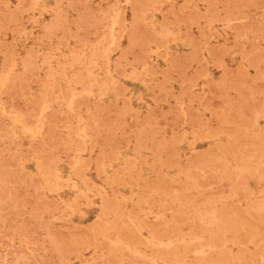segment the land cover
<instances>
[{"label":"rangeland","instance_id":"obj_1","mask_svg":"<svg viewBox=\"0 0 264 264\" xmlns=\"http://www.w3.org/2000/svg\"><path fill=\"white\" fill-rule=\"evenodd\" d=\"M95 1H97V2H95ZM118 1L119 0H75V1L74 0H25V1H22V0H0V6H3V5L6 6V7L3 6V8L6 9V10H4L2 8L3 11H2V9L0 7V16H1L0 17V48H3L5 46L4 47L5 49L3 48L5 53H4L3 50L0 51V78L2 76H4V75H9V77H10V80L8 82H6V81L4 82V81L0 80V123L2 122L3 125H4V128H3L2 123L0 124L2 126L1 129H0V143L2 142L0 144V146H1L0 147V154H2V156L0 155V159L2 160V161L0 160V165H2V166H0V168H1L0 171L3 169L1 171L2 173L0 172V177L2 178V179H0L1 180L0 181V187L2 188V191H1V188H0V194H1V197L3 198V199H0V204H1L0 205V207H1L0 208V219L3 220V221L0 220V236L4 237V238L0 237V248H1L0 249V253H1L0 254V264H3V263L4 264L5 263L6 264L7 263L8 264L9 263L10 264H13V263H15V264H51V263L52 264H59V263L60 264H96V263L97 264H102L101 263L102 261H103V264H106V263L107 264H117V263L118 264L119 263L131 264L132 262H133L132 264H136V263L137 264H142L144 260H146V261H144L143 264H179L180 262H182V260H179V259H176V258H171L170 260H172V261L163 260L161 258H148V259L147 258H141V257H137L136 258V256H133L131 251L128 250V247L126 246V244L128 242H130L132 248L133 247H138L140 245L143 249H146L148 247L147 249H150L149 251H153L154 250V248L152 246L153 244L151 245L150 242L148 243L149 237L150 236H154L157 232H159L160 231L159 228L161 229L162 226H163V228H165L164 225H161L162 224L161 220L162 221L166 220L167 217L169 218L170 216H172V214H174V212H176L178 210L180 212L177 214L178 216L177 215L175 216V218L176 217L177 218H176V220L173 219V222L174 221L175 222L170 227H171V229L177 228L178 232H180V234H182V236H186V237L189 236L192 233V229H189L190 226H191L190 223L193 220V219H190V217L192 218V215H191L192 212L191 211H192L193 208H194V210H195V208H199V206L200 207L201 206H205L207 208V210L209 212H211V214H214V213L218 214V212L221 213V210H223V211L225 210L224 212L222 211V214L224 215L225 212H226L227 215L226 214L225 215L227 217L231 215V216H233L235 218L237 216V218L239 219V222L247 220L249 222L248 224H251V226L252 225L253 226H255V225L257 226L258 225V222H257L258 220H256V219H258L257 217H255L256 219L254 220L253 218L250 219L249 215L247 213H246L247 215L245 214L246 208H248L247 207V202H249V199L248 198L245 199L244 196L241 195L240 192H239L240 195H238V192H236V194L235 193L232 194V193H230V192H232V191H230L231 188L230 189L227 188L229 185H232L233 182L235 183V180L236 181L240 180L241 183H242V180L245 179V178L242 177V179H240L241 176H237L235 174H231L232 176L229 175V176H226L225 178L219 176L220 175V170H221L220 166L218 164H215V166H217L219 168H217V167L213 168L212 164L214 166V163H212L211 165H210L209 162L206 163L205 159H201V158H203V157H201V155H203L204 152L207 153L209 150H211V147H213L212 143L215 144V142H217V143L219 142L217 140V137L214 138L212 136L213 134L218 135V133L222 137L223 136H225V137L226 136H231V138L233 137L232 139H233V141L235 140L234 141L235 143H236V141H238V139H240V140L242 139L241 141L240 140L239 141H240V143L242 141H244V143H241L242 145L240 143H237V145H240L239 146V148L241 147L240 149H244L245 148L244 144L245 145L248 144L246 146L245 150H247V153H249L252 150V148H250V147H252L254 144L257 145L256 143H258L253 137H251L252 135H251L250 132H252L253 126L255 125L256 127H261L262 129H264V110H263L264 109V100H263L264 99L263 98V96H264V93H263V90H264L263 89V87H264V83H263L264 82V78H263L264 77V70H263V68H264V58L263 57H262L263 59L261 58V55L264 56V51H263L264 50V36H262V35H264V33H263L264 32V22H262V21H264V14H263L264 13V6L262 7V5H264V0H261V1L260 0H255V1L254 0H251V1L250 0H243V1L238 0V2H237V0H223V1L222 0L218 1L217 0L218 2H216V0H209V1L208 0H173V1L172 0H165V1H167L166 3L163 0H158L160 2L159 5H158L157 2H153V0H150V1L149 0H146V1L140 0V2L138 0V2H135L136 5H135V3L132 4V2H134L135 0H133V1L132 0H120L119 2ZM161 1H163V2L161 3ZM228 1H230V2H228ZM240 1L242 2V4L244 2V4H245L244 7H243V5H241ZM253 1L255 2V4L256 3L257 4L253 5V3H254ZM141 2H144L143 3L144 5L143 4L139 5V4H141ZM208 2H209V4H208ZM227 2L230 4L229 6H228V4L225 5V3H227ZM258 2L261 4L260 7H259L260 4ZM23 3L28 7V9ZM89 3H90V5H89ZM145 3L147 5V7H146ZM170 3L172 5H174V8H173V6ZM28 4H29V6H28ZM84 4H86V5H84ZM148 4H150V6ZM167 4H169L170 7H167L166 6ZM22 5H24L23 6L24 8L22 7ZM79 5L82 7V8L80 7L82 11L80 10ZM83 5L86 6V7H84ZM184 5L185 6L188 5V6L184 7ZM210 5L212 6V8H211ZM87 6H89V9H88ZM138 6H141L140 9L141 10L143 9L142 12H141V10H139L140 12L137 11L139 9ZM223 6H225V7L228 6V7H230V9L225 8ZM241 6L243 7L242 8L243 10L241 9ZM97 7H99V9ZM171 7L173 9H171ZM213 7H215V8H213ZM239 7H240V9H239ZM145 8H147L148 10H146ZM169 8H170V10H169ZM196 8H197V10H196ZM208 8H210V10H209L210 12L208 11ZM193 9H195L196 12ZM215 9L216 10L218 9L219 12L217 10V12L215 13L214 12ZM14 10L15 11L17 10V11L15 12ZM76 10L77 11L80 10L82 13H80V11L77 12ZM84 10H86V11H84ZM132 10H134V11H132ZM190 10H191L192 14L189 13ZM223 10L226 11V13H224ZM244 10L245 11L247 10L246 11L247 12V17H245L246 15H244L242 17L240 16L241 14L243 15V11ZM66 11H68V12H66ZM121 11H123V12H121ZM197 11L199 12V14L197 13ZM245 11H244V14L246 13ZM4 12H6V13H4ZM13 12L14 13L18 12V13H17V15H15V14L12 15ZM20 12H21V14H20ZM86 12H87V14H86ZM248 12L250 14H248ZM181 13H182L183 17L181 15ZM204 13L207 15V17L205 16ZM217 13H218V15H220V17L217 15ZM64 14H67V15L65 16ZM82 14H83L84 17L82 16ZM177 14H179L180 17H182V18H180ZM195 14H197V15L195 16ZM214 14H215V16H213ZM234 14H238V16H236V15L234 16ZM5 15L6 16L8 15V16L6 17ZM120 15L121 16H125V18L124 19H123V17L120 18ZM138 15L140 17H138ZM199 15H201L200 16L201 18H198ZM222 15L224 17L223 19H222ZM228 15L233 16L232 17L233 19L231 20V17H228ZM9 16H10V18H9ZM19 16L20 17L22 16L21 19L20 18H18V19L15 18V17H19ZM226 16L228 17V19H227ZM11 17L13 19H16V21L13 20ZM185 17H186V19H184ZM191 17H193V18H191ZM215 17H217L216 20H215ZM3 18H5V20ZM132 18H133V21L130 20ZM176 18H177V20H176ZM218 18H221L222 20H219ZM225 18H226V20H225ZM235 18H237V19H235ZM37 19H38V21H37ZM60 19H61V21H60ZM86 19H89L90 22L94 21V19H95V21L93 22V25H92L88 20L86 21ZM134 19H136V20H134ZM64 20H65L66 24H65ZM119 20H122V21L125 20V22H121V21L119 22ZM185 20H187V21H185ZM240 20H241V22H240ZM6 21L8 23H10V24L6 23ZM80 21L83 22V23H81ZM84 21H85V23H84ZM42 22L46 23V24H43ZM245 22L247 23L248 26L246 25ZM19 23H21V25ZM52 23H55V24H53L54 27L51 28ZM76 23H78V24H76ZM136 23H138V24H136ZM187 23L189 25L191 24L190 25L191 27H189V26L187 27ZM234 23H235V25H234ZM239 23L241 25L244 23L243 24L244 26H242V29H241V25H239ZM249 23H250V25H249ZM260 24H262V25H260ZM2 25H5L4 27L8 31H6L3 28ZM77 25L79 26V28L81 26L82 27L80 29H78ZM91 25H92V27H91ZM229 25H230V28H229ZM237 25H238V27H237ZM84 26H85V28H84ZM253 26H254V28H253ZM45 27H50V29L49 28L47 29ZM131 27L132 28L135 27L134 30H133V33H135V34H133L131 32L132 30L130 31ZM13 28H15V29L13 30ZM189 28H191V29H189ZM256 28H257V30L259 29V31H257ZM16 29H18V30H16ZM59 29L61 31H58ZM69 29L70 30L72 29L71 33H69L70 32ZM120 29H121V31H120ZM49 30L52 31V32H55L56 35L54 33H52V32H50V34H48ZM141 30L143 31V33H142ZM201 30H204V31H201ZM12 31H14V32H12ZM39 31L40 32L44 31V34L42 32L40 33ZM73 31H75V33ZM199 31H201V32H199ZM240 31L243 32V34L240 33ZM3 32L4 33L6 32V34H4ZM62 32H65L64 36H61V35H63ZM79 32H81L83 34H81ZM127 32H130V33H127ZM188 32H189V34H188ZM137 33L139 35L142 33L141 36L144 34L143 35L144 37L148 36V37H146V38H148L147 39L148 42L146 41V38H144V37L141 38L139 35H138V37H136ZM192 33L195 34V36ZM227 33H228V35H226ZM260 33H262V34H260ZM57 34H58V37H61L62 39H58V37L56 38ZM74 34H75V36H74ZM127 34H129V35L131 34L134 38L136 37L135 39H137L136 40L137 42L134 40L133 37H132L133 39H131V36H129ZM191 34L193 35V37L191 36ZM253 34H254V36H257V38L256 37L254 38ZM258 34H259V36H258ZM5 35H6V37H5ZM77 35H79L80 37L77 36ZM81 35H84V36H81ZM134 35H136V36H134ZM2 36L4 38H6L7 45H5L6 44L5 43V39ZM150 36H151V38H149ZM155 36H157V37H155ZM210 36H211V39L209 38ZM72 37H73V39H72ZM84 37L85 38L87 37V38L84 39ZM129 37H130L131 42L129 41ZM139 37H140L141 40H139ZM214 37H215V39H214ZM12 38H13V40H12ZM49 38H51V40ZM143 38L145 39L144 41H142ZM196 38H197V40H196ZM153 39H155V40H153ZM159 39H160V41H159ZM18 40H20V41H18ZM156 40H157V42H156ZM151 41H153V42H151ZM195 41H196L197 44L195 43ZM241 41L243 42V44H242ZM254 41H256L257 43L256 42L254 43ZM132 42L134 43L135 46L132 44ZM144 42H145V44H143ZM200 42H201V44H203L202 46H199V45H201ZM2 43L4 44L3 47H2V45H3ZM216 43H218L217 47L215 46ZM77 44H79V45H77ZM127 44H129V46L131 44L132 46H130V47H132V48H130ZM219 44H221V45H219ZM254 44H256V46L253 48ZM257 44H259L258 47H257ZM32 45H34V46H32ZM125 45L128 46V47H126ZM10 46H12L11 50H10ZM79 46H80V48H79ZM115 46H117V47H115ZM218 46H220V47H218ZM223 46L226 47V48H223ZM121 47L123 49H121ZM221 47H222V49H221ZM126 48H128L126 50L127 52L125 51ZM215 48H217V49H215ZM227 48L229 49V51H228ZM250 48H251V50L252 49H254V50L251 51ZM69 49H70V51H69ZM130 49L133 50V52ZM198 49H200V50H198ZM218 49H219V51H218ZM223 49H225V50H223ZM246 49H247V51H246V53H244ZM100 50H102V51H100ZM123 50H124V52H123ZM135 50H136V52H134ZM211 50H212V52L213 51H215V52L218 51V52L217 53L213 52L214 53L213 54L211 52ZM8 51H10V53ZM32 51H35V52H32ZM113 51H115V52H113ZM197 51H199L200 53L198 52L199 54H196ZM209 51H210V53H209ZM224 51H225V53L222 54V52H224ZM1 52H3V53H1ZM7 52L10 55H8ZM28 52L33 53V54L36 53V54H34V55L30 54L31 55L30 56V55H28ZM120 52H121V54H119ZM125 52H126V55H125ZM141 52H142V54L144 56L141 54ZM53 53H54V55H53ZM132 53L133 54L136 53V54L133 55ZM256 53H258V54H256ZM5 54H6V56H5ZM117 54L119 56H121L123 54L124 57L123 56L122 57L124 59L123 58L120 59L121 57L117 58L118 57ZM140 54H141V56H140ZM242 54H244V56ZM101 55H103V56H101ZM197 55H198V57H197ZM203 55H204V57H203ZM216 55H217V57H216ZM32 56H34V57H32ZM35 57L37 58V60H36ZM79 57H81V58H79ZM127 57H128V59H125ZM140 57H141L142 61L138 62V58H140ZM143 57H145L148 60V62L150 61V64ZM10 58H11V60H8ZM67 58H68V61H66ZM171 58L173 59L172 62H171ZM186 58L189 59V60H187ZM220 58H221V60H220ZM241 58H242V61L240 60ZM257 58H259V60H261V61L258 62V60H256ZM23 59H25V60H23ZM34 59H35V61H34ZM143 59L146 61V63L143 62L144 61ZM200 59H202V60H200ZM247 59L250 60V63H249V61ZM130 60H134L135 63H133L132 61L130 63ZM6 61L7 62L10 61L9 64ZM28 61H30V63ZM33 61L35 63H33ZM139 61H140V59H139ZM218 61H219V63H218ZM239 61H240V64H242V65H240V67L238 66ZM189 62L190 63L192 62V64H191L192 66H190ZM201 62H202V65H201ZM241 62H243V63H241ZM256 62H258V64ZM5 63L7 64V67H6ZM23 63L26 64L27 66H24ZM93 63H94L95 66L93 65ZM173 64H175V66ZM150 65H152V66H150ZM188 65L190 66L189 68H187ZM251 65H253V67ZM23 66H24L25 69L23 68ZM64 66H65V68H64ZM117 66H119V67L123 66V68H119ZM153 66H155L156 68L153 67ZM201 66H203V67L201 68ZM237 66L240 68V70H239V68ZM20 67H22V68H20ZM66 67H68L67 70H66ZM205 67H206V69H205ZM225 67L227 69H225ZM243 67H245V69ZM115 68H119V69L116 70ZM222 68H224L223 69L224 71L222 70ZM125 69L127 71H125ZM151 69H153V71ZM184 69H185V72H184ZM194 69H195V71H194ZM202 69L204 70V72H203ZM104 70H105V72H104ZM165 70L168 71V72H165ZM197 70H199L198 71L199 75L196 73ZM244 70H246L245 72L247 74L245 72H241V71H244ZM31 71H32V73H31ZM35 71H37V72H35ZM123 71H124V73H123ZM179 71H180V73H182L183 76L180 75ZM21 72L26 74V77ZM29 72L31 73V75L29 74ZM106 72H107L108 76H110V77L105 76V75H107ZM162 72L165 73L167 76H170V77L167 78L165 74H164L165 75V77H164ZM237 73L239 75L238 77H237ZM241 73H243V74H241ZM90 74L93 75L94 77L90 76ZM221 74H223V75H221ZM224 74H226V77H225ZM244 74H246L248 76L247 77L246 76L243 77ZM256 74H257V76L258 75L259 76L262 75V76L261 77H259V76L258 77L255 76L254 77V75H256ZM23 75H24V77H23ZM252 75H253V77H252ZM38 76H40V78H38ZM83 76H84V80H83ZM175 76H177L178 79L175 78ZM221 76H222V78H220ZM240 76L242 78V82H240L241 81ZM18 77H20V79H18ZM187 77H188V79H187ZM223 77H225V78H223ZM234 77H236V78H234ZM14 78L17 79V80H15ZM24 78H25V80H24ZM26 78H28V79H26ZM111 78H112V80H111ZM181 78H185L187 81L184 80V79L182 81ZM191 78H192L193 81L191 80ZM238 78H240V79H238ZM244 78H246V79H244ZM253 78H254V80H253ZM258 78H259V80H258ZM162 79L164 80L163 83H161ZM233 79L237 80V84L238 85L236 84V80H233ZM251 79L254 82H255V79H256V82H255L256 85L254 84L253 81H251ZM57 80H58V82H57ZM208 80H209V82H208ZM221 80H223L222 81L223 84L221 83ZM257 80H258V82H257ZM13 81H16V83H14ZM18 81H20V82H18ZM78 81H79V83H78ZM190 81H191V83H190ZM243 81H245V82H243ZM248 81H249V83H247ZM40 82H42V83H40ZM204 82H206L207 85H206V83L204 84ZM211 82H214V83H211ZM215 82L217 83V85H216ZM19 83H20V86H19ZM232 83H234V84H232ZM245 83H247V84H245ZM41 84H42V86H41ZM118 84H120V85L117 86ZM243 84H244V86H243ZM13 85L15 86V88H17V86H18V88L15 89L13 87ZM199 85H200V87H199ZM248 86H249V88L252 87V89H251L252 94H250L251 92H250ZM257 86H259V87H257ZM42 87H43V89H42ZM87 87L91 88V89H88ZM209 87L210 88L212 87V88L210 89ZM232 87L233 88L237 87V88H236V90L234 89V91H233ZM242 87H244V89ZM117 88H118V90H121L123 92H121V91L116 92ZM120 88H122V89H120ZM226 88H227L226 91L228 93L225 91ZM257 88H259V89H257ZM218 89L220 90V92H219ZM9 90H11L12 92L9 91ZM257 90H258V92H256ZM260 90H262V91L260 92ZM150 91H151V93H149ZM210 91L214 92L215 95H214V93H211ZM4 92H6V93H4ZM41 92H42L43 95L39 94ZM119 92H120V94H119ZM145 92L148 93V94H146ZM186 92H188V95L186 94ZM64 93H66V94L64 95ZM152 93H153V95L156 94V95H154L155 97H153ZM208 93H209V95H208ZM222 93H225V94L223 95ZM239 93H240V98L237 96V95H239ZM6 94L8 96H6ZM198 94H201V95H198ZM216 94L218 95L217 98L215 97ZM228 94H229V96H228ZM244 94L245 95L247 94L246 98L244 97L245 96ZM253 94H254V96H253ZM148 95H152V96H148ZM158 95L161 96L160 99H159ZM173 95H175L176 98ZM177 95L179 96L178 97L179 99H177ZM196 95H198L199 97L196 96ZM226 95H227V97H225ZM248 95H250V97L253 98L252 102H251V100H249L250 98L248 100H246L248 98ZM82 96H84V97H82ZM200 96H203V97H200ZM230 97H231V99H230ZM5 98H6V100H5ZM39 98H41V99H39ZM88 98L91 101V103L88 100ZM154 98H155V100L158 99V101L156 102L154 100ZM206 98H208V99L206 100ZM218 98H220V99H218ZM235 98L237 100H235ZM38 99L40 100V102H38L39 101ZM123 99L126 102L125 105H127V106H124L122 104V103H125V102H123ZM189 99L192 100V103H191V100L189 101ZM212 99H214L215 101L216 100H218V101L215 102ZM257 99H259V101ZM129 100H131V101L129 102ZM222 100L224 101L225 104L223 103ZM229 100L233 104H231L230 102L228 104L227 101H229ZM6 101H8V102H6ZM165 101H167V102L165 103ZM236 101H238V102H236ZM34 102H37V104L34 103ZM78 102H79V105H81V106H79L77 104ZM188 102L191 103V104H189ZM244 102L247 103V106L243 105V104H246ZM249 102L251 104H249ZM11 103H12V106H11ZM72 103H73V106H74L73 110L69 109V107H68L69 104H72ZM95 103H96V105H95ZM107 103H108V106H110V104H111V106H113L112 104H114L115 108H113L111 106L110 107L106 106ZM127 103L128 104L130 103V106H128ZM170 103H171V105H170ZM207 103H208V105H214L215 108H214V106H211L212 108L210 106L207 107ZM209 103H212V104H209ZM236 103H238V104H236ZM261 103H263V104H261ZM77 105H78L79 108L77 107ZM187 105H188V107H187ZM239 105H242V109H240L241 106H239ZM20 106H21V108H20ZM152 106L157 108V109H155L156 112L154 111V107L152 108ZM32 107H34V108H32ZM116 107H117V109L120 110V112L117 113V116H119V117H117L115 115V113L117 112ZM127 107L128 108L130 107V108L127 109ZM158 107H160L159 110H158ZM216 107L217 108L219 107L220 109L219 108L217 109ZM221 107H223V108H221ZM254 107H257V109L258 108L259 109L258 110L257 109L256 110L255 109L252 110ZM29 108H30V110H29ZM31 108H32V110H31ZM170 108H171V110H170ZM180 108H182V109L180 110ZM195 108H197V113H196V109ZM207 108H209L211 110H213V109H215V110L211 111V110H209ZM86 109H87V111H86ZM167 109H169L171 112H169ZM230 109H231V111H230ZM113 110L116 111V112H114ZM121 110L123 112L126 111L127 114L125 115V113H124V115H123ZM193 110H195V111H193ZM216 110H218L217 113L219 111L220 112L218 114H216V112H215ZM221 110H225V111L221 112ZM227 110H228V113L230 112L229 114L225 113V112H227ZM92 111L94 113L96 112L97 114H99V115H97V117L99 116V118H97V119L100 120V121H97V119L95 117L96 115H94V113ZM136 111L140 115H138V113H136ZM159 111L161 113L162 112L163 113L161 114ZM166 111L168 112V116L166 115L167 117L165 116ZM186 111H187V113L189 112L188 114L190 116L186 113ZM254 111H255V114H254ZM3 112H9V113H11L12 116H16L17 115V117L19 118V121L16 124L15 123L13 124L11 119L5 117L2 114ZM91 112L93 113V116H92ZM112 112H113V114H112ZM153 112H155L156 115ZM157 112H159L160 115ZM182 112L185 115L182 114ZM241 112H246V113L245 114L242 113V115H241ZM134 113H136V114H134ZM147 113H148L149 117L147 116ZM232 113L234 115H232ZM108 114L110 115V117H109ZM157 114L160 117V119H159V117H156ZM171 114L172 115L174 114V115L172 116ZM181 114H182V117L180 116ZM226 114H228V116ZM249 114L250 115L254 114L257 117L254 116V115L250 116ZM100 115H101V119H100ZM145 115L148 117L147 119H145L146 118ZM161 115H164L163 118L164 117L165 118L163 119ZM191 115L193 117V122L191 121ZM248 115H249V117H246ZM67 116L68 117L70 116L71 119L69 120L70 117L67 118ZM183 116H184V118H183ZM187 116H189L188 117L189 119L187 118ZM197 116H198V119L201 120V122H199L200 120L198 121V119L195 120ZM232 116H235V117L232 118ZM253 116H254V118H253ZM107 117H109V118H111L113 120L118 118V120H116V122H115L113 120H110ZM112 117H114V118H112ZM154 117H156V118H154ZM203 117L205 118V120H208L209 124H211V125H208V122L207 121L205 122ZM219 117H220V119L218 120ZM226 117H227V120H225ZM239 117L241 119H239ZM72 118H73V120H72ZM93 118H95L94 121L92 120ZM143 118H144V120H142ZM161 118H162V121H161ZM166 118L169 119L168 120V124H167V122H165ZM176 118H177V122L175 123L174 121L176 120ZM186 118H187V121H186ZM215 118H216V120H215ZM230 118H232V119H230ZM237 118L239 120H236ZM242 118H244V120H242ZM148 119L155 120V121H150ZM228 119H230V120L228 121ZM106 120H107V122H105ZM124 120H125V122H124ZM159 120L162 122L161 124H163V125L158 124L160 122ZM249 120L253 121L255 123L251 122L252 124L249 125L248 124ZM101 121L103 122V124H102ZM169 121H171L172 124L169 123ZM236 121H237V123L238 122L239 123L236 124ZM243 121L245 123L242 126ZM246 121H247V123H246ZM38 122L42 123L41 127H37L36 123H38ZM143 122L145 123V125H146V122L147 123L149 122L150 126L149 125H146V126L145 125H143V126L140 125V124H143ZM150 122L151 123H155L156 122L158 125L156 123H155V125H153ZM104 123H106L105 124L106 126H103ZM115 123H117V125H119V126H116ZM174 124H176V125H174ZM190 124H193V125L189 126ZM203 124H206V126L203 125ZM13 125L14 126L16 125L14 129H13ZM79 125H81L83 128H85V131H88V132H84L85 135H86L84 140H82L77 135V133L75 132L76 128H78ZM173 125H174L175 128L172 127ZM215 125L219 126V127L217 128ZM220 125L224 126L226 128L225 129H223L224 127L220 128L221 127ZM245 125H246V127L244 128ZM25 126H32L34 128L37 127L38 131L36 132V134L34 136H30V134L27 132ZM98 126L102 127V131H101V128H98ZM140 126L143 127V128H141ZM233 126H236V127H234V128H236L235 131H233L234 134L232 133V130H231V129H233ZM197 127H198L199 130L197 129ZM230 127H231V129H230ZM237 127H239V128L241 127L243 130L239 129ZM249 127H250V129H249ZM95 128H97V129H95ZM131 128H133V129H131ZM140 128H141V133L143 131L142 135H141L140 131L138 130ZM157 128L161 129V130L158 131ZM246 128H248V129L246 130ZM127 129L129 130V132L130 131L131 132L130 133L127 132L128 131ZM142 129H144V130H142ZM146 129L149 131V134H147L148 132H147ZM202 129L205 131V133H204V131H202ZM226 129H228L227 133H226V131H227ZM45 130L46 131L49 130V131L46 132ZM50 130H51V132H50ZM92 130L94 132H92ZM96 130H99L100 132L96 131ZM218 130H220V131L223 130V131L219 132ZM241 131H243V132H241ZM248 132L250 134H246ZM51 133H52V137H54L53 141L57 140L59 142V143H56L57 141H55L54 143L56 145H54L52 143L53 142L52 141L53 138L50 137ZM57 133H58V136L60 135L59 136L60 138L59 137L57 138ZM99 133H101V134H99ZM124 133H126V134H124ZM144 133H146V134H144ZM177 133H179V134H177ZM236 133H239V135L240 134L241 135H245L246 134L247 135V136H245L246 139H248L249 138L248 136L250 135V138L248 140H246L244 137L240 138L241 135L239 137ZM46 134H48V135L46 136ZM208 134H210V135H208ZM108 135H111V136H108ZM147 135H149L148 136L149 138L147 137ZM94 136L96 138L99 136L100 139L99 138L96 139V138H94ZM102 136H104V137H102ZM106 136H107V138H106ZM156 136H157V138H156ZM160 136H161V138H159ZM136 137H138V138L141 137L140 138L141 140L139 139L138 142H137L136 141L137 140ZM150 137H151V139H150ZM163 137L166 138V139L164 138L165 141L163 140ZM167 137H168L169 140L172 139V142L170 140L169 141L170 143H169ZM48 138L51 140L52 145H51V143H49L50 140ZM73 138L75 139V141H74ZM112 138H113V140H112ZM125 138L127 139V141L125 140ZM145 138H148V139L146 140ZM153 138H155V139L153 140ZM33 139H34V141H33ZM37 139H39V140H37ZM65 139L68 142H66ZM94 139L97 140L95 142V144H94V141H93ZM103 139H106V140H103ZM108 139L109 140L111 139L110 142H108ZM149 139L152 140L154 142V144ZM251 139H253L254 141H251ZM16 140H18L19 145H17L15 143ZM48 140H49V142H48ZM102 140H103V142H105V146H104V143H102ZM114 140H116L117 143H115L116 141H114ZM157 140H159L161 142L159 143V141H158V144H157ZM173 140H174V143H173ZM143 141H145V143ZM29 142L30 143L32 142V143L29 144ZM133 142L134 143L137 142V143L133 144ZM140 142H142L140 144V145H142V147L139 145ZM165 142H167V143H165ZM252 142L253 143L255 142V143L253 144ZM38 143H39V145H38ZM60 143H61L62 146L58 145ZM113 143H115L114 147H116V149L113 147V145H112ZM161 143H162V145L165 143L163 145L164 148L162 147ZM171 143H173V144L171 145ZM109 144L112 146V148H111V146H109ZM145 144H147L148 148L145 147L146 146ZM35 145H36V147H35ZM42 145H44V146H42ZM66 145H68L69 148ZM92 145L95 146V147H93ZM3 146H5V147H3ZM53 146H55L56 148L55 147L53 148ZM102 146H104V147H102ZM117 146H118V148H117ZM41 147H42V150L40 149ZM121 147H122V149H121ZM155 147H158V148H160V150H163L160 153L162 155L158 154L159 152L156 151ZM168 147H170V148H172L174 150H172V149H170ZM207 147H208V150H207ZM20 148H21V151H20ZM133 148L137 149L138 151H136ZM144 148H146V150ZM177 148H178V150H177ZM205 148H206V150H205ZM10 149H12V151ZM32 149H33L34 152L32 151ZM50 149H51V151L53 150L52 153H51ZM168 149H170L169 150L170 153L173 152V153H171L170 156H169L170 153L168 152ZM3 150H6V151H3ZM44 150H46L48 152H46ZM132 150H134V152ZM203 150H205V151H203ZM10 151H11V153H10ZM41 151L44 152V153H41ZM196 151H197V154L199 153L198 157H201L200 158L201 160L199 158H197V155H195V156L193 155V154H196ZM35 152H38V153H35ZM54 152H55V154H54ZM114 152L116 153L115 157L113 155ZM6 154H9V155H7L8 156L7 159L5 158V157H7ZM95 154H96V156L100 155V156H103V157L99 158L100 157L99 156L97 158L95 156ZM166 154H168L167 157H166ZM175 154L176 155H178V154L179 155H183L184 157L183 156L179 157V155H178L180 160L177 161L178 157ZM44 155H45V157H44ZM85 155H86V157H85ZM120 156L127 158L128 162L127 161L126 162H124V161L123 162H118V160H119L118 158H120ZM161 156L163 157L162 159H164V160H166L165 158H168V159L170 158L169 160H171L172 156H174L175 159L177 158V160H175L173 158L174 160H171L173 162H168L169 165L166 164V166H164L165 172L168 175L182 174V171H183L184 174H182V175L185 176V174L189 172L187 170H190L189 167H191V168L194 167L191 170V172L192 173L195 172V174L196 173L197 174L196 175H193L192 173L190 175H188L189 173L187 174L188 175V178L186 177L187 186L183 185V183H181V182H173V183H170L171 185L169 183L164 185V189L167 188L166 185L169 186V188H167L166 190H164V189H156L155 190V188H152L155 191L154 190H153V192L151 191L150 194L148 195V199H149L148 201H151V202L148 203V201H147V202L143 203V206L141 205V207H140L139 205L136 204V200H135L134 194L132 192V187L129 184V181L126 180L128 178H125V176L128 175L127 174L128 172H129V175H130L132 170H134V168H136L135 167V162L137 160H140V163H138L137 168L141 167V169H139V170H141L145 176L147 175L146 177H149V180L153 181L154 178H156V176H157V171H158L157 169L160 167L159 164L155 163V161L156 160H161ZM189 156H191V157H189ZM24 157L26 158V160H25ZM16 158L19 159L20 161L16 160ZM51 158H52V161L53 162L55 161V163L59 167L61 173L63 174L64 180H67L68 184L78 186V188L82 189L83 193H78V192L74 191L68 185L66 187H63V188L59 189V190H56L55 188H47L45 181H43L40 178V176L38 175V169H39V166H40V162L39 161L44 159L43 161L46 160V162H50ZM70 158H72V159H70ZM88 158L90 159L89 162L86 161ZM95 158H97V159H95ZM181 158H182V160H181ZM188 158H189V160H188ZM193 158H197L198 160L193 159ZM76 159L79 160V163H77L76 166L78 164H81V166L84 165L85 167L83 166L84 167V168L82 167L83 169H80V168L79 169H77V168L75 169V160ZM98 159H100V160L102 159V160L100 161ZM69 160H70V164H69ZM72 160H73L74 163L71 162ZM95 160L98 163H96ZM17 161H18V163H16ZM143 161H146V162L143 163ZM86 162H88L89 165ZM99 162H101V163H99ZM196 162L198 164L199 163L200 164L197 165ZM10 163H11V165H10ZM105 163H107V164L105 165ZM171 163L174 164V166L170 165ZM180 163L181 164L184 163L183 166L180 165ZM204 163H205V165H204V168H203L202 166H203ZM22 164H24V169H22ZM95 164H97V165L95 166ZM100 164H101L102 167L100 166ZM98 165H99V167H97ZM15 166L18 169L16 168V170H15ZM185 166H186V169H185ZM8 167H10V168H8ZM13 167H14V170H13ZM100 167L102 169H100ZM97 168L100 169V172L98 171ZM195 168H196L197 172L195 171ZM209 168L211 170L215 169V170H213L214 173H212L214 177L211 174H208V172L210 171ZM123 169L124 170L126 169V170L124 171ZM205 169H208V170H205ZM18 170H19V172H18ZM78 170L81 171L82 175H81V173H79V175L82 176L83 179L81 177H79V175H78L79 171ZM176 170L179 171V172H177ZM11 171L12 172L15 171V173H12ZM97 171L99 173H97ZM103 171H104V173H101ZM217 171H219L218 174H217ZM76 172H77V174H76ZM200 172H201L202 175H200ZM18 173H19V175H18ZM106 174H107L108 177L106 176ZM8 175H10L12 179ZM98 175L100 176V178H99ZM199 175H200V177L202 179L203 178L204 179L200 180V178L198 177ZM217 175L220 178H222L221 179L222 181L220 180V178ZM233 175H234V177H233ZM208 176H210V177H208ZM85 177L87 178V180L85 179ZM193 177H195V178H193ZM38 178H39V180H38ZM104 178L107 179V181H103ZM108 178H110V179L108 180ZM229 178H230V180L234 179V181H230ZM7 179H8V181H7ZM207 179H208V181H207ZM212 179H213V181H212ZM217 179H219V180H217ZM224 179H225V181H223ZM111 180H112V182H111ZM190 180H191V182H190ZM195 180H197V181H195ZM210 180H211V183H210ZM2 181L5 182V183H3ZM41 181H43L44 183L41 182ZM87 181L89 183L91 182L92 184L91 183L89 184ZM216 181H220L221 183L220 182L218 183ZM34 182H35V184H34ZM108 182H110V184ZM196 182H198V183H196ZM212 182H214V183H212ZM226 182H228L229 184L226 183ZM41 183H42L43 187H40ZM176 183H177V185H176ZM178 183L180 185H178ZM193 183H195L196 185L193 184ZM200 183H201V185L204 183L203 184L204 186L203 185L201 186ZM208 183H210V185L211 184H213V185L210 186ZM217 183L219 184V186L222 185V184H224L226 186L223 185L225 188L222 187V186L217 188ZM2 184H3V186H5L4 188H3V186H1ZM38 184H40V185H38ZM122 184H123V186H122ZM205 184H206V187H205ZM12 185H14L18 190L16 188L14 190ZM90 185H93V186H90ZM97 185H98V187H96ZM194 185H195V187H194ZM6 186H8L9 188L8 187L6 188ZM36 186H38L37 187L38 189L36 188ZM89 186L91 188H89ZM171 186L173 187V190L171 189L172 188ZM197 186H201V189L199 187H197ZM208 186H209V188H208ZM203 187H205V188H203ZM186 188H187V190H186ZM220 188L221 189L223 188L222 191H220L221 190ZM4 189H6V190L4 191ZM36 189L38 190L39 195L37 194L38 192L35 195ZM168 189H170V190H168ZM175 189H176L177 192H175ZM193 189L195 191H192ZM224 189H225V192H224ZM116 190H117V192H116ZM118 190H119V192H118ZM190 190L192 192H194V195H193V193H191ZM211 190H213V191L211 192ZM11 191H14V192L16 191L15 192L16 194L14 192H11ZM42 191H43V193H42ZM202 191H203V193H202ZM207 191H208V193H205ZM163 192H167L170 195L168 196L167 193H165L166 194L165 195ZM185 192H186V194H185ZM209 192L211 193V195H210ZM213 192H217V193L212 194ZM3 193L4 194L6 193V194L4 195ZM177 193L178 194L182 193V194L178 195ZM183 193H184V195H183ZM189 193H190V195H187ZM195 193H196V196H195ZM200 194H202V195L207 194V196H209L210 198L209 197L207 198V196H204V198L206 200V201H204V198L201 199L203 196H201ZM224 194H226V195H224ZM230 194H232V196L234 195L233 197H235V196L236 197L233 198V197H231ZM163 195H165V196H163ZM198 195H200V196H198ZM12 196H13V198H11ZM114 196H116V197H114ZM166 196H167V201L165 199ZM174 196H177V197L175 198ZM197 196H198V199H197ZM238 196H239V199H238ZM180 197L182 198L181 201L178 200V198L180 199ZM186 197L187 198L191 197L190 198L191 200L189 199L191 202ZM67 198L71 199L72 201L73 200L78 201V203H79L78 204V210L71 211V210L67 209L63 205L62 200L63 199H67ZM158 199L160 201L159 203L157 201ZM162 199H163V202H162ZM194 199H197V201L196 200L194 201ZM241 199H242V201H241ZM234 200L236 201V203H235ZM109 201H110V203H109ZM152 201L154 202V204H153ZM199 201H201V202H199ZM1 202H3V203H1ZM19 202H20V204H19ZM22 202H23V205H22ZM113 202H115V204ZM121 202H123V203H121ZM196 202H199V203L196 204ZM5 203H6V205H5ZM165 203H167V204L165 205ZM193 203L196 204V205H194ZM231 203H233V205L236 204V206L238 205V207H236L234 205V207L232 208L231 206H233V205ZM18 204H19L20 207L18 206ZM101 204H102V206H101ZM110 204H112L113 206L111 205L112 207H109ZM122 204H124V205H122ZM187 204L189 206L184 209L183 206H187ZM38 205H39V207H38ZM42 205H44V208H43ZM134 205H135V208H134ZM136 205H137L138 208L136 207ZM190 205H191V207H193L191 209V211H190ZM150 206L152 208H150ZM163 206H164V210H163ZM170 206H171V208H170ZM33 207L35 208V210H34ZM124 207H125V209H124ZM139 207H140V210L145 215L142 212H140ZM166 207H168L167 211H165ZM230 207H231V210H230ZM5 208L6 209L9 208V209L6 210ZM105 208H107V209L105 210ZM180 208H182V210ZM208 208H210V209H208ZM242 208H244V209L242 210ZM39 209L42 212L41 211L39 212ZM103 209L105 210V212H103L104 211ZM130 209H131V211H130ZM133 209L135 211H132ZM153 209L156 212L153 211ZM186 209H187V211H190L191 213H189V212L188 213L187 212L182 213ZM18 210H20L19 213L17 212ZM122 210H123V212L120 213L119 211H122ZM146 210L147 211L150 210V211H153V212L148 211L149 212L148 213ZM159 210H161V212ZM239 210H240V212H239ZM116 211H118V213L120 215L122 213H124V215L122 214L123 216L121 215L122 217H120V215H118V213ZM237 211L239 212V214H238ZM111 212H113V213H111ZM158 212H160L163 216H158L157 215ZM229 212H231V213L229 214ZM38 213H40V215ZM64 213L67 216H65ZM131 213H132L133 217L131 216ZM234 213L238 214V215L235 216V215H233ZM113 214H115V215H113ZM180 214H181V216L179 217ZM186 214L189 215V219L186 218ZM183 215H185V216H183ZM12 216H14V217H12ZM182 216H183V218H182ZM117 217H120V219H122L123 217L126 218V219L123 218L121 220L123 225H121L119 223L120 219L117 218ZM139 217L140 218L146 217L145 219H149L150 221L149 220H144V218H142V221H144V223L143 222L142 223L144 225H142L141 228L136 227L134 224L131 225L132 224V219H135L138 222L139 221L141 222V219H139ZM7 219H11V220H7ZM128 219H130V220H128ZM178 219L179 220L180 219L183 220V222L179 221ZM101 220H102V223H101ZM104 221L105 222H109V224L113 223L112 224L113 228L116 227L115 228L116 230H118V228L120 227L119 230L116 231V232H112L113 231V229H111L112 226H106L103 223ZM116 221H117V224H116ZM146 221H148V222H146ZM151 221H153V222L149 225V223ZM11 222H12V224H11ZM25 222H26L27 225L25 224ZM39 222H40V224H39ZM51 222H53L54 224L52 225ZM145 222H146V224H145ZM180 222L181 223H185L186 228L184 227L185 225H183V227H182V224ZM9 223H10V225H9ZM28 223H29V225H28ZM176 223H180V224H176ZM186 223H189V225H187ZM15 224H17V225H15ZM23 224H25V225L23 226ZM82 224H84V225H82ZM129 224H130V228H131L132 232H131V230L129 228ZM49 225H50V227H49ZM72 225L75 228L74 230H72L73 228L71 229V227H73ZM1 226H3V227H1ZM10 226H11V228H10ZM28 226H29V228H28ZM51 226H52V228H51ZM99 226H101V227H99ZM102 226L104 228H102ZM144 226H147V227H144ZM5 227H7V228H5ZM19 227L20 228L22 227L23 229L21 228L22 229L21 230ZM46 227H48L49 230ZM54 227H56V228L54 229ZM62 227H63V230H62ZM69 227H70V229H69ZM121 227L123 229H121ZM50 228H51V230H50ZM85 228H87V229H85ZM183 228L185 230H189V231L188 232L186 231L185 234H184L185 230ZM19 229H20V231H19ZM25 229H26V231H24ZM105 229H107V230H105ZM134 229L135 230L137 229V231L134 232ZM154 229H158V231L154 230ZM241 229H243V227H241ZM89 230L92 231V232L90 233ZM22 231H24V232H22ZM70 231H71V233L75 232L78 237L75 236V235H74L75 237H73V234L69 233ZM12 232H13V234H12ZM32 232H35L37 234H34V233L32 234ZM25 233H28V234H25ZM29 233H31V234H29ZM85 233L87 235V239H89V240L86 239V235H85V238H83ZM118 233L121 234V235H118ZM134 233H138L139 236L137 234H134ZM41 234H43V235H41ZM97 234H98V236H97ZM116 234H117V236L114 237ZM21 235H23V236H21ZM37 235H38V237H35V239H34V236H37ZM50 235H52L54 238L51 237ZM102 235H103V237H102ZM140 235H142L144 238L142 236H140ZM5 236H6V238H5ZM29 236H30V238H29ZM48 236H49V238H48ZM112 236L114 238H116V239L111 238ZM137 236H138V238H137ZM97 237L102 242L100 240L97 241L98 240ZM126 238L127 239L129 238V239L127 240ZM50 239H52L55 243H53V241L51 242ZM61 239H63V240L61 241ZM75 239H76V243H75ZM105 239H107V240H105ZM137 239H139V240H137ZM28 240H30V241H28ZM39 240L41 242H39ZM67 240H69V241L67 242ZM82 240H84L85 242L82 241ZM132 240H134V241L132 242ZM141 240H142V243H141ZM65 241H66V243L64 244ZM95 241H97V242L95 243ZM27 242H29V243H27ZM81 242H82L83 246H81ZM145 242H147L148 244L147 243L144 244ZM73 243H75V244H73ZM84 243H85V245H84ZM138 243H139V245H136ZM71 244L75 245V246H72ZM87 244H90V245H87ZM103 244H104V247H103ZM54 245L56 246V248L53 247ZM58 245L60 246V248L58 247ZM93 245L95 246V248H94ZM144 245H145V247H144ZM147 245H150V246H147ZM196 245H198V246H196ZM49 246H51V247H49ZM65 246H67V247H65ZM76 246L78 248H80V249L84 248V251L82 249L80 250V249L76 248ZM106 246H108V247H106ZM118 246L121 249L118 248ZM140 246L138 248L141 249ZM25 247H26V249H25ZM48 247H49L50 251L48 250ZM195 247L198 250H195ZM233 247H234L233 249H235V251H237V246L234 245ZM11 248H12V250H11ZM42 248H43V250H42ZM45 248H47V250ZM109 248L110 249L112 248V249L110 250ZM259 248H261V249H258L259 254L264 255V252H263L264 251V244L261 245ZM51 249L54 252H56L57 254L54 253ZM65 249H67V250H65ZM85 249H86V251H85ZM92 249H94V250H92ZM118 249H120V250H118ZM122 249L123 250L125 249L126 251L124 250V252H123ZM192 249H194V250H192ZM14 250H16V251H14ZM76 250H78V251H76ZM112 250H113L114 253H112V252L109 253ZM24 251H26V252H24ZM35 251H38V252H35ZM43 251H45V253ZM73 251L76 252V254H72V253H74ZM208 251H211L210 247L201 246V244H198V243L194 244V246L191 247L190 250L185 254L186 255V257H185L186 261H188V262L186 263V261H184V263H186V264H201L199 262L200 258H198L196 256L208 253ZM8 252H9V254H8ZM17 252H19V253H17ZM20 252H22V253L20 254ZM69 252H71V253H69ZM89 253H90V255H89ZM32 254H34V255H32ZM60 254H61V256H60ZM77 254H78V256H77ZM27 255H28V259H27ZM104 255H106V256H104ZM119 255H120V257H117ZM121 255H124V256H121ZM19 256H21V257H19ZM34 256H35V258H34ZM43 256H44V259H41ZM57 257H58V259H57ZM95 257L96 258L98 257L97 260L95 259ZM101 257L103 258V260H102ZM133 257H135L136 259L133 258ZM1 258H3V259H1ZM11 258H12V260H11ZM16 258H17L18 261L16 260ZM18 258H20V260ZM140 258H141V260H140ZM123 259L127 260V261H124ZM149 259H152V260H149ZM83 261H84V263H83ZM95 261H97V262H95ZM150 261L151 262L153 261V262L150 263ZM176 261H178L179 263L176 262ZM11 262H13V263H11ZM38 262H40V263H38ZM247 262H250L249 264H253L252 261L244 260V263H247ZM254 264H264V263L261 262L260 260H256L255 259Z\"/></svg>","mask_w":264,"mask_h":264},{"label":"bare ground","instance_id":"obj_2","mask_svg":"<svg viewBox=\"0 0 264 264\" xmlns=\"http://www.w3.org/2000/svg\"><path fill=\"white\" fill-rule=\"evenodd\" d=\"M22 1H25V0H22ZM75 1V0H74ZM120 1V0H119ZM118 1V2H119ZM133 1V0H132ZM143 1H146V0H143ZM150 1V0H149ZM163 1H165V0H163ZM163 1H161V3L163 2ZM173 1V0H172ZM209 1V0H208ZM219 1V0H218ZM217 0H216V2H218ZM223 1V0H222ZM241 1H243V0H241ZM240 1V3H241V5H243V7L245 6V4H244V2H243V4H242V2ZM251 1V0H250ZM255 1V0H254ZM253 1V2H254ZM261 1V0H260ZM259 1V2H260ZM7 2V1H6ZM27 2V1H26ZM38 2V1H37ZM60 2V1H59ZM65 2V1H64ZM95 2H97V1H95ZM135 2H138V0H135L134 2H132V4L133 3H135ZM139 2H140V0H139ZM153 2H157L158 3V5H159V1L158 0H153ZM167 1H165V3H166ZM170 2V1H169ZM228 2H230V1H228ZM225 3V5L226 4H228V6L230 5L229 3ZM236 2V1H235ZM237 2H238V0H237ZM252 2V3H253ZM258 2V3H259ZM22 3V2H21ZM31 3V2H30ZM144 2H141V4H139V5H142ZM148 3V2H147ZM172 3V2H171ZM170 3V4H171ZM215 3V2H214ZM224 3V2H223ZM222 3V4H223ZM24 4V3H23ZM59 4V3H58ZM63 4V3H62ZM74 4V3H73ZM173 4V3H172ZM171 4V5H172ZM185 4V3H184ZM208 4H209V2H208ZM207 4V5H208ZM257 4V3H256ZM255 4V2L253 3V5H256ZM260 4V3H259ZM25 5V4H24ZM24 5H22V7L24 6ZM39 5V4H38ZM78 5V4H77ZM82 5V4H81ZM84 5H86V4H84ZM83 5V6H84ZM89 5H90V3H89ZM104 5V4H103ZM135 5H136V3H135ZM134 5V6H135ZM144 5V4H143ZM145 5H146V3H145ZM149 6H150V4H148ZM169 4H167L166 6L167 7H170V5L168 6ZM186 5V4H185ZM184 5V7H187V6H185ZM201 5V4H200ZM215 5V4H214ZM4 7H6L5 5H3ZM3 6H0L1 7V9L3 8ZM26 6V5H25ZM28 6H29V4H28ZM75 6V5H74ZM165 6V7H166ZM173 6V8H174V5H172ZM176 6V5H175ZM179 6V5H178ZM181 6V5H180ZM211 6V5H210ZM217 6V5H216ZM225 7V6H223V7H225V8H228V9H230V7ZM261 6V4L259 5V7ZM264 5H262V7H263ZM27 7V6H26ZM25 7V8H26ZM72 7V6H71ZM81 6L79 5V8H80ZM84 7H86V6H84ZM88 7V9H89V6H87ZM136 7V6H135ZM139 7V9L137 10L138 12H140L139 10H141L140 9V7L141 6H138ZM146 7H147V5H146ZM162 7V6H161ZM160 7V8H161ZM234 7V6H233ZM242 6H241V9L243 8ZM258 7V6H257ZM24 8V7H23ZM32 8V7H31ZM52 8V7H51ZM62 8V7H61ZM73 8V7H72ZM82 8V7H81ZM81 8H80V10H81ZM98 9H99V7H97ZM172 7H171V9H173ZM182 8V7H181ZM211 8H212V6H211ZM213 8H215V7H213ZM232 8V7H231ZM237 8V7H236ZM4 9V8H3ZM3 9H2V11H3ZM19 9V8H18ZM27 9H28V7H27ZM55 9V8H54ZM74 9V8H73ZM84 9V8H83ZM86 9V8H85ZM108 9V8H107ZM131 9V8H130ZM136 9V8H135ZM146 10H148L147 8H145ZM239 9H240V7H239ZM4 10H6V9H4ZM44 10V9H43ZM64 10V9H63ZM79 10V11H80ZM87 10V9H86ZM86 10H84V11H86ZM143 10V9H142ZM142 10H141V12H142ZM169 10H170V8H169ZM168 10V11H169ZM175 10V9H174ZM183 10V9H182ZM194 11H195V9H193ZM192 10V11H193ZM196 10H197V8H196ZM210 10V8H208V11ZM213 10V9H212ZM216 10V9H215ZM214 10V12L216 13L217 12V10L215 11ZM238 10V9H237ZM243 10V9H242ZM15 11V10H14ZM17 11V10H16ZM15 11V12H16ZM57 11V10H56ZM77 11V10H76ZM79 11H77V12H79ZM82 11V10H81ZM80 11V13H82ZM132 11H134V10H132ZM131 11V12H132ZM136 11V10H135ZM165 11V10H164ZM224 11V10H223ZM245 11V10H244ZM244 11H243V15L241 14L240 16L242 17V16H244V15H246L245 17H247V10L245 11L246 13L244 14ZM40 12V11H39ZM51 12V11H50ZM61 12V11H60ZM66 12H68V11H66ZM93 12V11H92ZM121 12H123V11H121ZM171 12V11H170ZM175 12V11H174ZM177 12V11H176ZM196 12V11H195ZM210 12V11H209ZM213 12V11H212ZM218 12H219V10H218ZM252 12V11H251ZM3 13V12H2ZM1 13V14H2ZM4 13H6V12H4ZM8 13V12H7ZM18 13V12H17ZM17 13H14L13 12V14L12 15H17ZM32 13V12H31ZM30 13V14H31ZM62 13V12H61ZM133 13V12H132ZM189 13H191L192 14V12H191V10H190V12ZM197 13L199 14V12L197 11ZM224 13H226V11H224ZM20 14H21V12H20ZM38 14V13H37ZM56 14V13H55ZM59 14V13H58ZM86 14H87V12H86ZM114 14V13H113ZM134 14V13H133ZM136 14V13H135ZM176 14V13H175ZM174 14V15H175ZM205 14V13H204ZM203 14V15H204ZM213 14V13H212ZM228 14V13H227ZM248 14H250L249 12H248ZM264 14V13H263ZM10 15V14H9ZM65 16L67 15V14H64ZM85 15V14H84ZM123 15V14H122ZM179 17H180V15L179 14H177ZM181 15H182V13H181ZM197 14H195V16H196ZM217 15H218V13H217ZM238 16V14H234V16ZM253 15V14H252ZM4 16V15H3ZM6 16V15H5ZM8 16V15H7ZM6 16V17H7ZM61 16V15H60ZM82 16H83V14H82ZM81 16V17H82ZM86 16V15H85ZM98 16V15H97ZM189 16V15H188ZM201 15H199L198 16V18H201L200 17ZM205 16L207 17V15L205 14ZM213 16H215V14L213 15ZM219 17H220V15H218ZM250 16V15H249ZM248 16V17H249ZM1 17V16H0ZM22 17V16H21ZM21 17L19 16V17H15L16 19H18V18H20L21 19ZM26 17V16H25ZM48 17V16H47ZM68 17V16H67ZM84 17V16H83ZM123 17V19L125 18V16H121L120 15V18H122ZM138 17H140L139 15H138ZM182 17H183V15H182ZM182 17H180V18H182ZM227 17V16H226ZM228 17H231V20L233 19L232 17L233 16H230V15H228ZM228 17H227V19H228ZM9 18H10V16H9ZM12 18V17H11ZM51 18V17H50ZM189 18V17H188ZM191 18H193V17H191ZM196 18V17H195ZM194 18V19H195ZM203 18V17H202ZM224 17H223V15H222V19H223ZM240 18V17H239ZM250 18V17H249ZM4 20H5V18H3ZM13 19V18H12ZM16 19H13V20H15L16 21ZM63 19V18H62ZM75 19V18H74ZM90 19V18H89ZM89 19H86V21L88 20L89 21ZM92 19V18H91ZM96 19V18H95ZM95 19H94V21H95ZM122 19V20H123ZM165 19V18H164ZM184 19H186V17L184 18ZM183 19V20H184ZM193 19V20H194ZM217 19V17H215V20ZM219 20H222L221 18H218ZM235 19H237V18H235ZM252 19V18H251ZM255 19V18H254ZM7 20V19H6ZM10 20V19H9ZM8 20V21H9ZM93 20V19H92ZM122 20H119V22L121 21V22H125V20L124 21H122ZM130 20H132L133 21V18L132 19H130ZM134 20H136V19H134ZM167 20V19H166ZM176 20H177V18H176ZM225 20H226V18H225ZM12 21V20H11ZM10 21V22H11ZM37 21H38V19H37ZM45 21V20H44ZM60 21H61V19H60ZM67 21V20H66ZM75 21V20H74ZM94 21H92V22H90L92 25H93V22ZM170 21V20H169ZM185 21H187V20H185ZM184 21V22H185ZM190 21V20H189ZM218 21V20H217ZM4 22V21H3ZM13 22V21H12ZM46 22V21H45ZM48 22V21H47ZM64 22H65V20H64ZM72 22V21H71ZM81 22V21H80ZM88 22V23H89ZM131 22V21H130ZM137 22V21H136ZM240 22H241V20H240ZM244 22V21H243ZM255 22V21H254ZM262 22H264V21H262ZM6 23H8L7 21H6ZM15 23V22H14ZM43 23V22H42ZM58 23V22H57ZM68 23V22H67ZM81 23H83V22H81ZM80 23V24H81ZM84 23H85V21H84ZM139 23V22H138ZM138 23H136V24H138ZM141 23V22H140ZM166 23V22H165ZM246 23V22H245ZM2 24V23H1ZM5 24V23H4ZM8 24H10V23H8ZM20 25H21V23H19ZM43 24H46V23H43ZM51 24V23H50ZM53 24H55V23H52V25ZM65 24H66V22H65ZM76 24H78V23H76ZM75 24V25H76ZM87 24V23H86ZM121 24V23H120ZM135 24V25H136ZM144 24V23H143ZM174 24V23H173ZM244 24V23H243ZM241 25L240 23H239V25H241V29H242V26H244V25ZM253 24V23H252ZM255 24V23H254ZM15 25V24H14ZM51 25V28L52 27H54V25L52 26ZM63 25V24H62ZM88 25V24H87ZM92 25H91V27H92ZM168 25V24H167ZM191 25V24H190ZM188 23H187V27L189 26V27H191ZM232 25V24H231ZM234 25H235V23H234ZM246 25H247V23H246ZM249 25H250V23H249ZM260 25H262V24H260ZM3 26V28L5 29V25H2ZM16 26V25H15ZM23 26V25H22ZM25 26V25H24ZM44 26V25H43ZM59 26V25H58ZM65 26V25H64ZM78 26V25H77ZM137 26V25H136ZM248 26V25H247ZM258 26V25H257ZM12 27V26H11ZM33 27V26H32ZM37 27V26H36ZM82 27V26H81ZM80 27V28H81ZM88 27V26H87ZM138 27V26H137ZM204 27V26H203ZM237 27H238V25H237ZM260 27V26H259ZM7 28V27H6ZM29 28V27H28ZM41 28V27H40ZM43 28V27H42ZM45 28H49L50 29V27H45ZM60 28V27H59ZM70 28V27H69ZM79 28V26H78V29H80ZM84 28H85V26H84ZM83 28V29H84ZM135 28V27H134ZM134 28H130V31L133 33V30H134ZM139 28V27H138ZM145 28V27H144ZM229 28H230V25H229ZM240 28V27H239ZM252 28V27H251ZM253 28H254V26H253ZM258 28V27H257ZM257 28H256V30H257ZM15 28H13V30H14ZM57 29V28H56ZM188 29V28H187ZM189 29H191V28H189ZM215 29V28H214ZM263 29V28H262ZM6 30V29H5ZM10 30V29H9ZM16 30H18V29H16ZM37 30V29H36ZM54 30V29H53ZM64 30V29H63ZM70 30V29H69ZM74 30V29H73ZM6 31H8V30H6ZM38 31V30H37ZM58 31H61L60 29L58 30ZM71 31H72V29L70 30V32L69 33H71ZM120 31H121V29H120ZM142 31V30H141ZM140 31V32H141ZM188 31V30H187ZM201 31H204V30H201ZM201 31H199V32H201ZM206 31V30H205ZM253 31V30H252ZM255 31V30H254ZM257 31H259V29L257 30ZM12 32H14V31H12ZM40 32V31H39ZM42 32V31H41ZM40 32V33H41ZM47 32V31H46ZM45 32V33H46ZM50 32H52V31H50L49 30V33L48 34H50ZM74 33H75V31H73ZM226 32V31H225ZM263 32V31H262ZM4 33V32H3ZM43 34H44V31L42 32ZM52 33H54L55 34V32H52ZM63 33V35H61V36H64L65 34V32H62ZM61 33V34H62ZM67 33V32H66ZM79 33H81V32H79ZM121 33V32H120ZM127 33H130V32H127ZM142 33H143V31H142ZM141 33V34H142ZM146 33V32H145ZM204 33V32H203ZM208 33V32H207ZM240 33H242L243 34V32H241L240 31ZM250 33V32H249ZM255 33V32H254ZM264 33V32H263ZM4 34H6V32L4 33ZM17 34V33H16ZM81 34H83V33H81ZM123 34V33H122ZM133 34H135V33H133ZM141 34L139 35L138 33H137V36L136 35H134V36H136V37H138V35L142 38V37H144L143 35L141 36ZM147 34V33H146ZM188 34H189V32H188ZM193 34V33H192ZM191 34V36L193 37V35L195 36V34H193L192 35ZM260 34H262V33H260ZM33 35V34H32ZM56 35V34H55ZM85 35V34H84ZM84 35H81V36H84ZM89 35V34H88ZM110 35V34H109ZM127 35H129V34H127ZM179 35V34H178ZM226 35H228V33L226 34ZM241 35V34H240ZM256 35V34H255ZM12 36V35H11ZM70 36V35H69ZM74 36H75V34H74ZM77 36H79V35H77ZM129 36H131V39H133L134 37L130 34ZM237 36V35H236ZM258 36H259V34H258ZM262 36H264V35H262ZM3 37V36H2ZM5 37H6V35H5ZM26 37V36H25ZM47 37V36H46ZM45 37V38H46ZM50 37V36H49ZM58 37V34H57V36H56V38ZM80 37V36H79ZM78 37V38H79ZM119 37V36H118ZM133 37V38H132ZM135 37V38H136ZM140 37H139V40H141L140 39ZM146 37H148V36H146ZM146 37H144V38H146ZM155 37H157V36H155ZM253 37L255 38H257V36H254V34H253ZM4 38V37H3ZM2 38V39H3ZM15 38V37H14ZM83 38V37H82ZM87 38V37H86ZM85 37H84V39H86ZM134 38V40L136 41L137 39H135ZM143 38V40L142 41H144L145 39ZM149 38H151V36L149 37ZM210 39H211V36L209 37ZM259 38V37H258ZM5 39V45H7V42H6V38H4ZM3 39V40H4ZM8 39V38H7ZM50 40H51V38H49ZM58 39H62L61 37H58ZM64 39V38H63ZM69 39V38H68ZM72 39H73V37H72ZM83 39V40H84ZM96 39V38H95ZM147 39L148 38H146V41H147ZM194 39V38H193ZM214 39H215V37H214ZM12 40H13V38H12ZM17 40V39H16ZM111 40V39H110ZM120 40V39H119ZM150 40V39H149ZM153 40H155V39H153ZM158 40V39H157ZM157 40H156V42H157ZM196 40H197V38H196ZM10 41V40H9ZM18 41H20V40H18ZM62 41V40H61ZM77 41V40H76ZM85 41V40H84ZM129 41L131 42V40H130V37H129ZM145 41V42H146ZM159 41H160V39H159ZM169 41V40H168ZM227 41V40H226ZM257 41V40H256ZM256 41H254V43L256 42ZM59 42V41H58ZM64 42V41H63ZM121 42V41H120ZM119 42V43H120ZM134 42V41H133ZM132 42V44L134 45V43ZM137 42V41H136ZM135 42V43H136ZM145 42L143 43V44H145ZM148 42V41H147ZM151 42H153V41H151ZM242 42V41H241ZM2 43V44H3ZM62 43V42H61ZM71 43V42H70ZM69 43V44H70ZM129 43V42H128ZM139 43V42H138ZM142 43V42H141ZM195 43H196V41H195ZM203 43V42H202ZM257 43V42H256ZM4 44L2 45V47L4 46ZM65 44V43H64ZM83 44V43H82ZM104 44V43H103ZM197 44V43H196ZM200 44H201V42H200ZM217 44L218 43H216L215 44V46L217 47ZM242 44H243V42H242ZM253 44V43H252ZM9 45V44H8ZM12 45V44H11ZM39 45V44H38ZM77 45H79V44H77ZM128 46H129V44H127ZM199 45V44H198ZM203 44H201V45H199V46H202ZM219 45H221V44H219ZM223 45V44H222ZM258 45L259 44H257V47H258ZM16 46V45H15ZM32 46H34V45H32ZM91 46V45H90ZM126 46V45H125ZM128 46H126V47H128ZM130 46H132L131 44H130ZM129 46V47H130ZM135 46V45H134ZM133 46V47H134ZM142 46V45H141ZM158 46V45H157ZM198 46V47H199ZM256 46V44H254L253 45V48ZM5 47V46H4ZM3 47V48H4ZM50 47V46H49ZM71 47V46H70ZM115 47H117V46H115ZM218 47H220V46H218ZM232 47V46H231ZM3 48H0V51L1 50H3L4 51V49ZM11 48H12V46H10V50H11ZM34 48V47H33ZM79 48H80V46H79ZM130 48H132V47H130ZM208 48V47H207ZM223 48H226V47H224L223 46ZM35 49V48H34ZM53 49V48H52ZM117 49V48H116ZM115 49V50H116ZM121 49H123L122 47H121ZM120 49V50H121ZM128 48H126L125 49V51L127 50ZM215 49H217V48H215ZM214 49V50H215ZM221 49H222V47H221ZM228 49V48H227ZM131 50V49H130ZM198 50H200V49H198ZM209 50V49H208ZM223 50H225V49H223ZM250 50H251V48H250ZM252 50H254V49H252ZM251 50V51H252ZM7 51V50H6ZM20 51V50H19ZM69 51H70V49H69ZM68 51V52H69ZM100 51H102V50H100ZM132 52H133V50H131ZM218 51H219V49H218ZM217 51V52H218ZM228 51H229V49H228ZM246 51H247V49L245 50V52L244 53H246ZM250 51V52H251ZM264 51V50H263ZM9 53H10V51H8ZM7 52V53H8ZM12 52V51H11ZM32 52H35V51H32ZM44 52V51H43ZM46 52V51H45ZM113 52H115V51H113ZM123 52H124V50H123ZM127 52V51H126ZM126 52H125V55H126ZM134 52H136V50L134 51ZM199 51H197V53L196 54H199L198 53ZM211 52H212V50H211ZM213 52H215V51H213ZM212 52V53H213ZM217 52H215V53H217ZM1 53H3V52H1ZM4 53H5V51H4ZM6 53V54H7ZM8 53V55H10ZM52 53V52H51ZM165 53V52H164ZM209 53H210V51H209ZM220 53V52H219ZM225 53V51L224 52H222V54H224ZM261 53V52H260ZM6 54H5V56H6ZM34 55V54H36V53H30V52H28V55ZM49 54V53H48ZM69 54V53H68ZM112 54V53H111ZM119 54H121V52L119 53ZM124 54V53H123ZM123 54L121 55V56H119L118 54V57L117 58H119V57H121L120 59H122L124 56H123ZM133 54V53H132ZM134 54H136V53H134ZM133 54V55H134ZM138 54V53H137ZM141 54H142V52H141ZM141 54H140V56H141ZM214 54V53H213ZM221 54V53H220ZM256 54H258V53H256ZM7 55V56H8ZM30 55V56H31ZM53 55H54V53H53ZM78 55V54H77ZM99 55V54H98ZM139 55V54H138ZM143 55V54H142ZM218 55V54H217ZM217 55H216V57H217ZM243 56H244V54H242ZM248 55V54H247ZM260 55V54H259ZM71 56V55H70ZM76 56V55H75ZM101 56H103V55H101ZM123 56V57H122ZM144 56V55H143ZM146 56V55H145ZM164 56V55H163ZM214 56V55H213ZM223 56V55H222ZM253 56V55H252ZM251 56V57H252ZM10 57V56H9ZM8 57V58H9ZM28 57V56H27ZM32 57H34V56H32ZM49 57V56H48ZM72 57V56H71ZM100 57V56H99ZM135 57V56H134ZM133 57V58H134ZM138 57V56H137ZM166 57V56H165ZM197 57H198V55H197ZM202 57V56H201ZM203 57H204V55H203ZM255 57V56H254ZM264 58V56H262L261 55V58ZM7 58V57H6ZM22 58V57H21ZM24 58V57H23ZM36 58V57H35ZM47 58V57H46ZM54 58V57H53ZM79 58H81V57H79ZM136 58V57H135ZM134 58V59H135ZM143 58H145V57H143ZM177 58V57H176ZM175 58V59H176ZM250 58V57H249ZM262 58V59H263ZM30 59V58H29ZM28 59V60H29ZM44 59V58H43ZM77 59V58H76ZM124 59V58H123ZM125 59H128V57L127 58H125ZM139 59H140V61H139ZM146 59V58H145ZM187 59V58H186ZM213 59V58H212ZM252 59V58H251ZM6 60V59H5ZM8 60H11V58L10 59H8ZM23 60H25V59H23ZM27 60V59H26ZM36 60H37V58H36ZM59 60V59H58ZM70 60V59H69ZM92 60V59H91ZM144 60V59H143ZM187 60H189V59H187ZM193 60V59H192ZM200 60H202V59H200ZM220 60H221V58H220ZM241 61H242V58L240 59ZM248 60V59H247ZM256 60H258V62L259 61H261V60H259V58H257ZM34 61H35V59H34ZM33 61V63H35ZM47 61V60H46ZM66 61H68V58H67V60ZM131 61L133 62V63H135L134 62V60H130V63H131ZM137 61V60H136ZM142 60H141V57L140 58H138V62H141ZM146 61L148 62V60L146 59ZM146 61L144 60L143 62H145L146 63ZM173 61V59L171 58V62ZM175 61V60H174ZM177 61V60H176ZM194 61V60H193ZM217 61V60H216ZM223 61V60H222ZM221 61V62H222ZM249 61V63H250V60H248ZM7 62V61H6ZM10 62V61H9ZM9 62H7L8 64H9ZM23 62V61H22ZM26 62V61H25ZM29 63H30V61H28ZM27 62V63H28ZM41 62V61H40ZM65 62V61H64ZM129 62V61H128ZM142 62V63H143ZM199 62V61H198ZM254 62V61H253ZM258 62H256L257 64H258ZM63 63V62H62ZM91 63V62H90ZM121 63V62H120ZM123 63V62H122ZM137 63V62H136ZM149 64H150V61L148 62ZM180 63V62H179ZM178 63V64H179ZM190 63V62H189ZM218 63H219V61H218ZM241 63H243V62H241ZM248 63V64H249ZM6 64V63H5ZM24 64V63H23ZM37 64V63H36ZM35 64V65H36ZM59 64V63H58ZM186 64V63H185ZM192 64V62L190 63V66H192L191 65ZM198 64V63H197ZM238 64V63H237ZM236 64V65H237ZM260 64V63H259ZM29 65V64H28ZM31 65V64H30ZM42 65V64H41ZM93 65H94V63H93ZM122 65V64H121ZM174 66H175V64H173ZM201 65H202V62H201ZM240 65H242V64H240V61H239V64H238V66L240 67ZM10 66V65H9ZM24 66H27L26 64H24ZM24 66H23V68H24ZM95 66V65H94ZM150 66H152V65H150ZM189 65H188V67L187 68H189L190 67ZM237 66V67H238ZM252 67H253V65H251ZM257 66V65H256ZM6 67H7V64H6ZM33 67V66H32ZM31 67V68H32ZM105 67V66H104ZM116 67V66H115ZM117 67H119V66H117ZM153 67H155V66H153ZM179 67V66H178ZM203 66H201V68H202ZM220 67V66H219ZM238 67V68H239ZM20 68H22V67H20ZM28 68V67H27ZM38 68V67H37ZM64 68H65V66H64ZM67 68L68 67H66V70H67ZM71 68V67H70ZM119 68H123V66H121V67H119ZM119 68H115L116 70L117 69H119ZM140 68V67H139ZM156 68V67H155ZM176 68V67H175ZM186 68V67H185ZM196 68V67H195ZM200 68V69H201ZM237 68V69H238ZM242 68V67H241ZM244 69H245V67H243ZM25 69V68H24ZM33 69V68H32ZM31 69V70H32ZM41 69V68H40ZM104 69V68H103ZM162 69V68H161ZM198 69V68H197ZM205 69H206V67H205ZM224 68H222V70H223ZM225 69H227L226 67H225ZM16 70V69H15ZM21 70V69H20ZM27 70V69H26ZM34 70V69H33ZM37 70V69H36ZM45 70V69H44ZM115 70V71H116ZM123 70V69H122ZM152 71H153V69H151ZM167 70V69H166ZM165 70V72H168V71H166ZM203 70V69H202ZM201 70V71H202ZM208 70V69H207ZM206 70V71H207ZM239 70H240V68H239ZM263 70H264V68H263ZM28 71V70H27ZM125 71H127L126 69H125ZM158 71V70H157ZM164 71V70H163ZM171 71V70H170ZM174 71V70H173ZM177 71V70H176ZM175 71V72H176ZM191 71V70H190ZM194 71H195V69H194ZM199 70H197V74L199 73L198 72ZM200 71V72H201ZM224 71V70H223ZM227 71V70H226ZM231 71V70H230ZM246 70H244V71H241V72H245ZM24 72V71H23ZM23 72H21V73H23ZM35 72H37V71H35ZM104 72H105V70H104ZM117 72V71H116ZM150 72V71H149ZM160 72V71H159ZM184 72H185V69H184ZM183 72V73H184ZM203 72H204V70H203ZM209 72V71H208ZM232 72V71H231ZM253 72V71H252ZM258 72V71H257ZM9 73V72H8ZM15 73V72H14ZM20 73V74H21ZM31 73H32V71H31ZM31 73L29 72V74L31 75ZM118 73V72H117ZM123 73H124V71H123ZM156 73V72H155ZM158 73V72H157ZM179 73H180V71H179ZM194 73V72H193ZM246 73V72H245ZM12 74V73H11ZM24 74V73H23ZM35 74V73H34ZM37 74V73H36ZM97 74V73H96ZM106 74H107V72H106ZM126 74V73H125ZM162 74L164 75L165 73H163L162 72ZM161 74V75H162ZM241 74H243V73H241ZM247 74V73H246ZM246 74H244L243 75V77L244 76H248V75H246ZM17 75V74H16ZM25 75V77H26V74H24ZM24 75H23V77H24ZM65 75V74H64ZM120 75V74H119ZM123 75V74H122ZM166 75V74H165ZM165 75H164V77H165ZM180 75H182V73H180ZM194 75V74H193ZM199 75V74H198ZM221 75H223V74H221ZM225 75V77H226V74H224ZM15 76V75H14ZM20 76V75H19ZM28 76V75H27ZM85 76V75H84ZM84 76H83V80H84ZM90 76H92V77H94L93 75H91L90 74ZM105 76H108V74L107 75H105ZM136 76V75H135ZM183 76V75H182ZM190 76V75H189ZM188 76V77H189ZM239 75H238V73H237V77H238ZM242 76V75H241ZM241 76H240V78H241ZM255 76H257V74L256 75H254V77ZM259 76V75H258ZM257 76V77H258ZM262 76V75H261ZM261 76H259V77H261ZM16 77V76H15ZM22 77V76H21ZM88 77V76H87ZM108 77H110V76H108ZM166 77L168 78V77H170V76H167L166 75ZM188 77H187V79H188ZM225 77H223V78H225ZM252 77H253V75H252ZM31 78V77H30ZM29 78V79H30ZM38 78H40V76H38ZM59 78V77H58ZM57 78V79H58ZM81 78V77H80ZM86 78V77H85ZM175 78H177V76H175ZM174 78V79H175ZM194 78V77H193ZM220 78H222V76L220 77ZM234 78H236V77H234ZM240 78H238V79H240ZM264 78V77H263ZM15 79V78H14ZM18 79H20V77H18ZM26 79H28V78H26ZM43 79V78H42ZM60 79V78H59ZM109 79V78H108ZM173 79V78H172ZM178 79V78H177ZM183 79L184 80H186L185 78H181V80L183 81ZM190 79V78H189ZM244 79H246V78H244ZM0 80L1 81H6V82H8L9 80H10V77H9V75H4V76H2L1 78H0ZM15 80H17V79H15ZM22 80V79H21ZM24 80H25V78H24ZM51 80V79H50ZM79 80V79H78ZM111 80H112V78H111ZM110 80V81H111ZM117 80V79H116ZM138 80V79H137ZM170 80V79H169ZM176 80V79H175ZM191 80H192V78H191ZM196 80V79H195ZM194 80V81H195ZM225 80V79H224ZM231 80V79H230ZM233 80H236V79H233ZM253 80H254V78H253ZM252 79H251V81H253ZM258 80H259V78H258ZM258 80H257V82H258ZM41 81V80H40ZM82 81V80H81ZM157 81V80H156ZM163 79H162V82L161 83H163ZM181 81V82H182ZM187 81V80H186ZM185 81V82H186ZM189 81V80H188ZM193 81V80H192ZM223 80H221V83L223 84V82H222ZM247 81V80H246ZM14 83H16V81H13ZM18 82H20V81H18ZM57 82H58V80H57ZM87 82V81H86ZM208 82H209V80H208ZM240 82H242V78H241V81ZM243 82H245V81H243ZM254 82V81H253ZM255 82H256V79H255ZM255 82H254V84H255ZM263 82V81H262ZM261 82V83H262ZM39 83V82H38ZM40 83H42V82H40ZM78 83H79V81H78ZM190 83H191V81H190ZM194 83V82H193ZM206 82H204V84H205ZM211 83H214V82H211ZM216 83V82H215ZM220 83V82H219ZM247 83H249V81L247 82ZM247 83H245V84H247ZM264 83V82H263ZM99 84V83H98ZM115 84V83H114ZM158 84V83H157ZM203 84V85H204ZM232 84H234V83H232ZM236 84H237V80H236ZM241 84V83H240ZM239 84V85H240ZM260 84V83H259ZM59 85V84H58ZM120 84H118L117 86H119ZM189 85V84H188ZM206 85H207V83H206ZM216 85H217V83H216ZM221 85V84H220ZM219 85V86H220ZM238 85V84H237ZM249 85V84H248ZM256 85V84H255ZM17 86V85H16ZM19 86H20V83H19ZM38 86V85H37ZM41 86H42V84H41ZM40 86V87H41ZM163 86V85H162ZM215 86V85H214ZM233 86V85H232ZM236 86V85H235ZM242 86V85H241ZM243 86H244V84H243ZM250 86V85H249ZM249 86H248V88H249ZM13 87L15 88V86L13 85ZM29 87V86H28ZM39 87V86H38ZM126 87V86H125ZM187 87V86H186ZM189 87V86H188ZM199 87H200V85H199ZM217 87V86H216ZM257 87H259V86H257ZM13 88V89H14ZM17 88H18V86H17ZM17 88H15V89H17ZM51 88V87H50ZM75 88V87H74ZM86 88V87H85ZM88 88V87H87ZM119 88V87H118ZM118 88H117V91L116 92H118V91H121V90H118ZM124 88V87H123ZM150 88V87H149ZM204 88V87H203ZM210 88V87H209ZM212 88V87H211ZM210 88V89H211ZM219 88V87H218ZM230 88V87H229ZM228 88V89H229ZM233 88V87H232ZM236 88L237 87H235V88H233V91H234V89L236 90ZM243 89H244V87H242ZM6 89V88H5ZM4 89V90H5ZM12 89V88H11ZM21 89V88H20ZM42 89H43V87H42ZM69 89V88H68ZM88 89H91V88H88ZM120 89H122V88H120ZM231 89V88H230ZM251 89H252V87L251 88H249V90H250V92H251ZM257 89H259V88H257ZM263 89H264V87H263ZM39 90V89H38ZM124 90V89H123ZM185 90V89H184ZM198 90V89H197ZM208 90V89H207ZM219 90V89H218ZM224 90V89H223ZM227 90V88L225 89V91ZM232 90V89H231ZM9 91H11V90H9ZM18 91V90H17ZM21 91V90H20ZM186 91V90H185ZM206 91V90H205ZM238 91V90H237ZM253 91V90H252ZM262 90H260V92H261ZM12 92V91H11ZM37 92V91H36ZM64 92V91H63ZM66 92V91H65ZM121 92H123V91H121ZM193 92V91H192ZM211 92V91H210ZM219 92H220V90H219ZM227 92V91H226ZM225 92V93H226ZM256 92H258V90L256 91ZM4 93H6V92H4ZM102 93V92H101ZM146 93V92H145ZM149 93H151V91L149 92ZM211 93H214V92H211ZM225 93H222L223 95L225 94ZM228 93V92H227ZM226 93V94H227ZM242 93V92H241ZM246 93V92H245ZM263 93H264V90H263ZM3 94V93H2ZM11 94V93H10ZM39 94H42V92L41 93H39ZM66 93H64V95H65ZM119 94H120V92H119ZM118 94V95H119ZM146 94H148V93H146ZM185 94V93H184ZM186 94L188 95V92H186ZM196 94V93H195ZM238 94V93H237ZM248 94V93H247ZM246 94V95H247ZM250 94H252V92L250 93ZM259 94V93H258ZM261 94V93H260ZM12 95V94H11ZM43 95V94H42ZM62 95V94H61ZM70 95V94H69ZM152 95H153V93H152ZM152 95H148V96H152ZM154 95H156V94H154ZM153 95V97H155ZM198 95H201V94H198ZM198 95H196V96H198ZM208 95H209V93H208ZM214 95H215V93H214ZM221 95V94H220ZM242 95V94H241ZM245 95V94H244ZM246 95L244 96L245 98H246ZM6 96H8L7 94H6ZM13 96V95H12ZM147 96V95H146ZM159 96V95H158ZM174 97H175V95H173ZM183 96V95H182ZM192 96V95H191ZM194 96V95H193ZM195 96V97H196ZM204 96V95H203ZM203 96H200V97H203ZM213 96V95H212ZM217 94H216V98H217ZM228 96H229V94H228ZM232 96V95H231ZM239 98H240V93H239V95H237ZM253 96H254V94H253ZM262 96V95H261ZM260 96V97H261ZM38 97V96H37ZM70 97V96H69ZM82 97H84V96H82ZM124 97V96H123ZM122 97V98H123ZM160 97L161 96H159V99H160ZM179 96L177 95V99H179L178 98ZM194 97V98H195ZM199 97V96H198ZM208 97V96H207ZM220 97V96H219ZM224 97V96H223ZM222 97V98H223ZM225 97H227V95L225 96ZM233 97V96H232ZM121 98V99H122ZM152 98V97H151ZM176 98V97H175ZM189 98V97H188ZM197 98V97H196ZM214 98V97H213ZM221 98V99H222ZM244 98V99H245ZM250 98V99H249ZM255 98V97H254ZM263 98H264V96H263ZM39 99H41V98H39ZM38 99V100H39ZM181 99V98H180ZM184 99V98H183ZM208 98H206V100H207ZM218 99H220V98H218ZM227 99V98H226ZM230 99H231V97H230ZM243 99V100H244ZM251 100V102H252V99L253 98H251L250 97V95H248V98L246 99V100ZM5 100H6V98H5ZM9 100V99H8ZM37 100V101H38ZM68 100V99H67ZM88 100H89V98H88ZM96 100V99H95ZM94 100V101H95ZM154 100H155V98H154ZM153 100V101H154ZM191 99H189V101H190ZM201 100V99H200ZM210 100V99H209ZM213 101H215L214 99H212ZM224 100V99H223ZM222 100V101H223ZM235 100H237L236 98H235ZM239 100V99H238ZM242 100V99H241ZM258 101H259V99H257ZM256 100V101H257ZM264 100V99H263ZM90 101V100H89ZM93 101V102H94ZM128 101V100H127ZM131 100H129V102H130ZM156 102L158 101V99L157 100H155ZM216 101H218V100H216ZM215 101V102H216ZM6 102H8V101H6ZM10 102V101H9ZM38 102H40V100L38 101ZM123 102H125L124 101V99H123ZM164 102V101H163ZM167 101H165V103H166ZM194 102V101H193ZM211 102V101H210ZM221 102V101H220ZM228 102V104H229V102L231 103V101L229 100V101H227ZM236 102H238V101H236ZM240 102V101H239ZM242 102V101H241ZM247 102V101H246ZM246 102H244V103H246ZM33 103V102H32ZM34 103H36L37 104V102H34ZM87 103V102H86ZM90 103H91V101H90ZM97 103V102H96ZM96 103H95V105H96ZM100 103V102H99ZM169 103V102H168ZM180 103V102H179ZM189 103V102H188ZM191 103H192V100H191ZM191 103H189V104H191ZM223 103H224V101H223ZM235 103V102H234ZM248 103V102H247ZM247 103L246 104H243V105H246L247 106ZM10 104V103H9ZM41 104V103H40ZM78 105H79V102L77 103ZM81 104V103H80ZM124 106H127V105H125L126 104V102L125 103H122ZM128 104V103H127ZM209 104H212V103H209ZM225 104V103H224ZM231 104H233V103H231ZM236 104H238V103H236ZM249 104H251L250 102H249ZM254 104V103H253ZM261 104H263V103H261ZM17 105V104H16ZM15 105V106H16ZM78 105H77V107H78ZM83 105V104H82ZM90 105V104H89ZM99 105V104H98ZM113 106H111V104H110V106L111 107H113V108H115L114 107V104H112ZM161 105V104H160ZM170 105H171V103H170ZM193 105V104H192ZM223 105V104H222ZM257 105V104H256ZM11 106H12V103H11ZM79 106H81V105H79ZM106 106H108V103H107V105ZM110 106H108V107H110ZM128 106H130V103L128 104ZM162 106V105H161ZM205 106V105H204ZM211 107V106H214V105H208V103H207V107ZM231 106V105H230ZM234 106V105H233ZM239 106H241L240 107V109H242V105H239ZM260 106V105H259ZM262 106V105H261ZM10 107V106H9ZM18 107V106H17ZM38 107V106H37ZM46 107V106H45ZM69 109H71V110H73V103L72 104H69ZM104 107V106H103ZM154 106H152V108H153ZM178 107V106H177ZM187 107H188V105H187ZM193 107V106H192ZM226 107V106H225ZM20 108H21V106H20ZM24 108V107H23ZM22 108V109H23ZM32 108H34V107H32ZM32 108H31V110H32ZM79 108V107H78ZM130 108V107H129ZM128 107H127V109H129ZM212 108V107H211ZM214 108H215V106H214ZM217 108V107H216ZM219 108V107H218ZM217 108V109H218ZM221 108H223V107H221ZM233 108V107H232ZM236 108V107H235ZM261 108V107H260ZM112 109V108H111ZM116 109H117V107H116ZM121 109V108H120ZM137 109V108H136ZM135 109V110H136ZM155 109H157L156 107H154V111H155ZM160 109V107H158V110ZM182 108H180V110H181ZM190 109V108H189ZM196 109V113H197V108H195ZM207 109H209V108H207ZM220 109V108H219ZM256 110L257 109V107H254L252 110ZM259 109V108H258ZM257 109V110H258ZM24 110V109H23ZM29 110H30V108H29ZM141 110V109H140ZM157 110V111H158ZM169 112H171L170 110H171V108H170V110L169 109H167ZM179 110V109H178ZM209 110H211V109H209ZM215 109H213V110H211V111H214ZM229 110V109H228ZM228 110H227V112H225V113H228ZM235 110V109H234ZM247 110V109H246ZM264 110V109H263ZM262 110V111H263ZM18 111V110H17ZM86 111H87V109H86ZM111 111V110H110ZM114 111V110H113ZM122 111V110H121ZM130 111V110H129ZM138 111V110H137ZM136 111V113H138ZM165 111V110H164ZM193 111H195V110H193ZM217 111L218 110H216L215 112H216V114H218L217 113ZM222 111H225V110H221V112ZM230 111H231V109H230ZM261 111V112H262ZM53 112V111H52ZM93 112V111H92ZM91 112V113H92ZM114 112H116V111H114ZM120 112V110L119 109H117V112L115 113V115L117 116V113H119ZM156 112V111H155ZM155 112H153V113H155ZM160 112V111H159ZM159 112H157L158 114H159ZM87 113V112H86ZM94 113V112H93ZM93 113H92V116H93ZM96 113V112H95ZM94 113V115H96L95 117H96V119L97 118H99V116L97 117V115H99V114H95ZM102 113V112H101ZM122 113H123V115H124V113H125V115L127 114V112L126 111H122ZM130 113V112H129ZM128 113V114H129ZM136 113H134V114H136ZM161 113V112H160ZM163 113V112H162ZM161 113V114H162ZM165 113V112H164ZM186 113H187V111H186ZM189 113V112H188ZM187 113V114H188ZM191 113V112H190ZM200 113V112H199ZM230 113V112H229ZM228 113V114H229ZM242 113H246V112H241V115H242ZM252 113V112H251ZM5 117H7V118H9V119H11V121L13 122V124L15 123H17L18 121H19V118L17 117V115L16 116H12L11 115V113H9V112H3L2 113ZM103 114V113H102ZM110 114V113H109ZM108 114V115H109ZM112 114H113V112H112ZM152 114V113H151ZM158 114H157V116L156 117H159L158 116ZM182 114H184L183 112H182ZM182 114L180 115L181 117H182ZM228 114H226L227 116H228ZM243 114V115H244ZM254 114H255V111H254ZM254 114H251V115H254ZM36 115V114H35ZM51 115V114H50ZM111 115V114H110ZM110 115H109V117H110ZM138 115H140L139 113H138ZM155 115H156V113H155ZM160 115V114H159ZM168 116V112L166 111V113H165V116ZM170 115V114H169ZM172 115V114H171ZM174 115V114H173ZM172 115V116H173ZM176 115V114H175ZM185 115V114H184ZM189 115V114H188ZM202 115V114H201ZM231 115V114H230ZM229 115V116H230ZM232 115H234L233 113H232ZM250 115V114H249ZM249 115L248 116H246V117H249ZM250 115V116H251ZM88 116V115H87ZM107 116V115H106ZM135 116V115H134ZM142 116V115H141ZM146 116V115H145ZM147 116H148V113H147ZM146 116V118L145 119H147L148 117ZM162 116V118H163V116L164 115H161ZM166 116V117H167ZM190 116V115H189ZM189 116H187V118L189 117ZM205 116V115H204ZM254 116H256V115H254ZM254 116H253V118H254ZM70 117V116H69ZM68 116H67V118H69ZM109 117H107V118H109ZM115 117V116H114ZM114 117H112V118H114ZM117 117H119V116H117ZM136 117V116H135ZM138 117V116H137ZM152 117V116H151ZM156 117H154V118H156ZM177 117V116H176ZM180 117V118H181ZM202 117V116H201ZM200 117V118H201ZM233 117H235V116H232V118ZM257 117V116H256ZM255 117V118H256ZM49 118V117H48ZM104 118V117H103ZM139 118V117H138ZM153 118V117H152ZM151 118V119H152ZM162 118H161V121H162ZM165 118V117H164ZM163 118V119H164ZM183 118H184V116H183ZM182 118V119H183ZM187 118H186V121H187ZM225 118V117H224ZM229 118V117H228ZM232 118H230V119H232ZM251 118V117H250ZM249 118V119H250ZM252 118V119H253ZM42 119V118H41ZM71 119V117L69 118V120ZM94 119L95 118H93L92 120L94 121ZM100 119H101V115H100ZM110 120H113V119H111V118H109ZM134 119V118H133ZM132 119V120H133ZM137 119V118H136ZM159 119H160V117H159ZM189 119V118H188ZM198 119V116L196 117V119L195 120H197ZM203 119L205 120V118L203 117ZM220 119V117L218 118V120ZM230 119H228V121L230 120ZM239 119H241L240 117H239ZM238 118L236 119V120H239ZM248 119V118H247ZM3 120V119H2ZM33 120V119H32ZM68 120V121H69ZM72 120H73V118H72ZM116 120H118V118H116L115 120H113V121H115L116 122ZM127 120V119H126ZM142 120H144V118L142 119ZM148 120H150V119H148ZM168 118H166V121L165 122H167V124H168ZM200 119H198V121H199ZM215 120H216V118H215ZM217 120V121H218ZM225 120H227V117H226V119ZM242 120H244V118H242ZM241 120V121H242ZM255 120V119H254ZM52 121V120H51ZM50 121V122H51ZM97 121H100V120H98L97 119ZM96 121V122H97ZM104 121V120H103ZM120 121V120H119ZM131 121V120H130ZM135 121V120H134ZM150 121H155V120H150ZM158 121V120H157ZM160 121V120H159ZM159 122L158 124H160V125H163V124H161L162 122ZM164 121V120H163ZM190 121V120H189ZM188 121V122H189ZM191 121L193 122V117H192V115H191ZM190 121V122H191ZM208 122V120H205V122ZM216 121V122H217ZM234 121V120H233ZM5 122V121H4ZM29 122V121H28ZM31 122V121H30ZM102 122V121H101ZM105 122H107V120L105 121ZM124 122H125V120H124ZM138 122V121H137ZM142 122V121H141ZM145 122V121H144ZM143 122V124H140V125H145V123ZM173 122V121H172ZM175 123L177 122V118H176V120L174 121ZM173 122V123H174ZM183 122V121H182ZM187 122V123H188ZM199 122H201V120L199 121ZM251 122H253V121H250L249 120V125L250 124H252ZM2 123V122H1ZM0 123V124H1ZM133 123V122H132ZM131 123V124H132ZM151 123V122H150ZM156 123V122H155ZM155 123H151V124H153V125H155ZM169 123H171V121H169ZM180 123V122H179ZM204 123V122H203ZM239 123V122H238ZM237 123V121H236V124H238ZM244 121H243V124H242V126L244 125ZM246 123H247V121H246ZM253 123H255V122H253ZM5 124V123H4ZM37 124V127H41V125H42V123L41 122H38V123H36ZM35 124V125H36ZM101 124V123H100ZM102 124H103V122H102ZM106 123H104V125L103 126H106L105 125ZM116 124V126H119V125H117V123H115ZM127 124V123H126ZM138 124V123H137ZM136 124V125H137ZM157 124V123H156ZM157 124V125H158ZM172 124V123H171ZM2 125H3V123H2ZM7 125V124H6ZM33 125V124H32ZM89 125V124H88ZM135 125V126H136ZM146 125H149V122L147 123L146 122ZM145 125V126H146ZM174 125H176V124H174ZM174 125L172 126V127H174ZM191 125H193V124H190L189 126H191ZM200 125V124H199ZM203 125H205L206 126V124H203ZM208 125H211V124H209V122H208ZM207 125V126H208ZM16 126V125H15ZM15 126L13 125V129L15 128ZM102 126V125H101ZM102 126V127H103ZM110 126V125H109ZM130 126V125H129ZM150 126V125H149ZM195 126V125H194ZM193 126V127H194ZM216 126V125H215ZM221 126V125H220ZM226 126V125H225ZM232 126V125H231ZM237 126V125H236ZM236 126H233V129H231V127H230V129L232 130V133H233V131H235V129L236 128H234V127H236ZM1 125H0V129H1ZM22 127V126H21ZM37 127L36 128H34V127H32V126H25V128H26V130H27V132L30 134V136H34L35 134H36V132L38 131L37 130ZM52 127V126H51ZM89 127V126H88ZM95 127V126H94ZM97 127V126H96ZM102 127H100V126H98V128H101V131H102ZM114 127V126H113ZM134 127V126H133ZM141 127V126H140ZM199 127V126H198ZM198 127H197V129H198ZM201 127V126H200ZM217 128L219 127V126H216ZM224 126H221L220 128H223ZM228 127V126H227ZM246 127V125L244 126V128ZM248 127V126H247ZM251 127V126H250ZM250 127H249V129H250ZM3 128H4V125H3ZM2 128V129H3ZM53 128V127H52ZM105 128V127H104ZM141 128H143V127H141ZM141 128L140 129H138L139 131H140V133H141ZM175 128V127H174ZM209 128V127H208ZM211 128V127H210ZM226 127H224L223 129H225ZM237 128H239V127H237ZM6 129V128H5ZM50 129V128H49ZM95 129H97V128H95ZM131 129H133V128H131ZM149 129V128H148ZM193 129V128H192ZM213 129V128H212ZM229 129V128H228ZM228 129H226L227 131H226V133L228 132ZM239 129H242L241 127L239 128ZM248 128H246V130H247ZM107 130V129H106ZM119 130V129H118ZM128 130V129H127ZM142 130H144V129H142ZM147 130V129H146ZM145 130V131H146ZM150 130V129H149ZM157 130L159 131V130H161V129H158L157 128ZM199 130V129H198ZM216 130V129H215ZM238 130V129H237ZM243 130V129H242ZM252 130V129H251ZM40 131V130H39ZM46 131V130H45ZM49 130H47L46 132H48ZM90 131V130H89ZM96 131H99V130H96ZM138 131V132H139ZM151 131V130H150ZM185 131V130H184ZM202 131H204L203 129H202ZM201 131V132H202ZM219 132H222V131H220V130H218ZM217 131V132H218ZM239 131V130H238ZM50 132H51V130H50ZM75 132L77 133V135L82 139V140H84L85 139V133L84 132H88V131H85V128H83L81 125H79V127L78 128H76V130H75ZM92 132H94L93 130H92ZM100 132V131H99ZM127 132H129V130L127 131ZM131 132V131H130ZM129 132V133H130ZM137 132V133H138ZM147 134H149V131L147 130ZM183 132V131H182ZM193 132V131H192ZM216 132V133H217ZM241 132H243V131H241ZM90 133V132H89ZM103 133V132H102ZM123 133V132H122ZM180 133V132H179ZM179 133H177V134H179ZM194 133V132H193ZM204 133H205V131H204ZM203 133V134H204ZM230 133V132H229ZM251 133V137H253L258 143H256L257 145H255L254 143L256 142H252L254 145L252 146V147H250V148H252V150L249 152V153H247V150H245V148H246V146L248 145H245L244 144V146H245V148L244 149H240L239 148V146L240 145H237V143H240V141L242 140H240V139H238V141H236V143L233 141V137L231 138V136H221L219 133H218V135H216V134H213L212 136L214 137V138H216L217 137V140L219 141L218 143L217 142H215V144L214 143H212L213 144V147H211V150H209L207 153L206 152H204V154L203 155H201V157H203V158H201V157H198V155H199V153L197 154V151H196V154H193L194 156L195 155H197V158H201V159H205V161H206V163H210V165L212 164V163H214V166H213V164H212V167L213 168H216L217 166H215V164H218L219 166H220V168H221V170H220V175L219 176H221V177H223V178H225L226 176H229V175H231V174H235V175H237V176H241V178L240 179H242V177H244L245 179H243L242 180V183H241V181L239 180H235V183L233 182H231L232 183V185H229L227 188H231L230 189V191H232V192H230V193H235L236 194V192H238V195H240L239 194V192L241 193V195H243L244 196V198L246 199V198H248L249 199V202H247V207L248 208H246V212H245V214L247 213L248 215H249V218L250 219H256L255 217H257L258 219H256V220H258L257 222H258V225L256 226H251V224H248L249 222L246 220V221H242V222H239V219L237 218V216L236 215H238L239 214V212H240V210H239V212H238V214H233V215H235L236 217L234 218L233 216H226L227 214H226V212H225V216L222 214V211L223 210H221V213H219L218 212V214L217 213H214V214H211V212H209L208 210H207V208L205 207V206H199V208H195V210H194V208L193 207H191V205H190V211H191V209H192V213L190 212V211H187V209L184 211V212H182V213H185V212H189V213H191V215H192V218L190 217V219H193L192 220V222L190 223L191 224V226H190V228L189 229H192V233L189 235V236H182V234H180V232H178V230H177V228H173V229H171V225H173V223L175 222H173V219L174 220H176V218H175V216L180 212L179 210L178 211H176V212H174V214H172V216H170L169 218L167 217V219L166 220H164V221H162L161 219V225H164V227L166 228H163V226L161 227V229L159 228V232H157L154 236H150L149 237V239H148V243L150 242L151 243V245L153 246V248H154V250L153 251H149L150 249H147L148 247L147 246H150V245H147L146 247V249H143L140 245H139V243L138 244H136V245H139L140 247H141V249L140 248H138V247H131V244H130V242H128L127 244H126V246L128 247V250H130L131 251V253L133 254V256H136V258L137 257H141V258H161V259H163V260H170L171 258H176V259H179V260H182V262H178V261H176V262H178L179 264H186L188 261H186V253L190 250V248L191 247H193L194 246V244H201V246H205V247H210L211 248V251H208V253H205V254H203V255H198V256H196V257H198V258H200V263L201 264H249L250 262H247V263H244V260H248V261H252L253 262V264H254V262H255V259L256 260H260L261 262H263L264 263V255H261V254H259V252H258V249H261V248H259L261 245H263L264 244V129H262L261 127H256L255 125L253 126V130H252V132H250ZM249 132L248 133H246V134H250ZM50 134V133H49ZM87 134V133H86ZM92 134V133H91ZM99 134H101V133H99ZM108 134V133H107ZM121 134V133H120ZM124 134H126V133H124ZM143 134V131H142V133H141V135ZM144 134H146V133H144ZM181 134V133H180ZM202 134V135H203ZM234 134V133H233ZM239 137H240V135H239V133H236ZM243 134V133H242ZM241 135V137L240 138H242V137H244L245 138V136H247V135ZM48 134H46V136H47ZM56 135V134H55ZM54 135V136H55ZM97 135V134H96ZM95 135V136H96ZM118 135V134H117ZM140 135V134H139ZM155 135V134H154ZM165 135V134H164ZM195 135V134H194ZM200 135V134H199ZM208 135H210V134H208ZM12 136V135H11ZM60 136V135H59ZM58 136V133H57V138L59 137ZM94 136V138H96ZM100 136V135H99ZM99 136L97 137V138H99ZM108 136H111V135H108ZM149 135H147V137H148ZM163 136V135H162ZM179 136V135H178ZM204 136V135H203ZM237 136V137H238ZM50 137H52V133H51V135H50ZM56 137V136H55ZM64 137V136H63ZM101 137V136H100ZM102 137H104V136H102ZM123 137V136H122ZM153 137V136H152ZM177 137V136H176ZM236 137V136H235ZM234 137V138H235ZM249 138H250V135L248 136ZM9 138V137H8ZM17 138V137H16ZM53 139H52V141L54 140V137H52ZM60 138V137H59ZM62 138V137H61ZM96 138V139H97ZM106 138H107V136H106ZM110 138V137H109ZM137 138V142H138V140L141 138H138V137H136ZM149 138V137H148ZM148 138H145L146 140L148 139ZM156 138H157V136H156ZM159 138H161V136L159 137ZM165 137H163V140L165 141V139H164ZM248 138V139H249ZM18 139V138H17ZM49 139V138H48ZM74 139V138H73ZM100 139V138H99ZM115 139V138H114ZM150 139H151V137H150ZM149 139V140H150ZM155 138H153V140H154ZM167 139H168V137H167ZM236 139V138H235ZM246 139V138H245ZM248 139H246V140H248ZM37 140H39V139H37ZM50 140V139H49ZM49 140H48V142H49ZM103 140H106V139H103ZM103 140H102V143H104V146H105V142H103ZM111 140V139H110ZM110 140L108 139V142H110ZM112 140H113V138H112ZM125 140L127 141V139L125 138ZM141 140V139H140ZM171 140V142H172V139H170ZM169 139H168V142L170 141ZM240 140V141H239ZM2 141V140H1ZM33 141H34V139H33ZM42 141V140H41ZM55 141H57V140H55ZM55 141H53L52 143L54 144V145H56L54 142ZM65 141L66 142H68L66 139H65ZM64 141V142H65ZM74 141H75V139H74ZM77 141V140H76ZM94 141V144H95V142L97 141V140H93ZM114 141H116V140H114ZM135 141V140H134ZM150 141H152V140H150ZM158 141L159 140H157V144H158ZM251 141H254L253 139H251ZM44 142V141H43ZM62 142V141H61ZM65 142V143H66ZM107 142V141H106ZM137 142H133V144H136ZM144 143H145V141H143ZM153 142V141H152ZM151 142V143H152ZM161 141H159V143H160ZM249 142V141H248ZM247 142V143H248ZM2 143V142H1ZM0 143V144H1ZM9 143V142H8ZM11 143V142H10ZM15 143L17 144V145H19V142H18V140H16L15 141ZM32 143V142H31ZM30 142H29V144H31ZM49 143H51V140H50V142ZM48 143V144H49ZM52 143H51V145H52ZM56 143H59L58 141L56 142ZM112 143V142H111ZM115 143H117V141L115 142ZM115 143H113L112 145H113V147H114V144ZM142 142H140L139 143V145L141 144ZM165 143H167V142H165ZM164 143V144H165ZM170 143V142H169ZM173 143H174V140H173ZM173 143H171V145L173 144ZM241 143H244V141H242ZM240 143V144H241ZM21 144V143H20ZM45 144V143H44ZM63 144V143H62ZM69 144V143H68ZM153 144H154V142H153ZM163 144V145H164ZM251 144V143H250ZM38 145H39V143H38ZM37 145V146H38ZM41 145V144H40ZM58 145H60V146H62L61 145V143L60 144H58ZM65 145V144H64ZM99 145V144H98ZM123 145V144H122ZM144 145V144H143ZM146 146L145 147H147V144H145ZM161 145H162V143H161ZM163 145H162V147H163ZM242 145V144H241ZM42 146H44V145H42ZM66 146H68V145H66ZM93 146V145H92ZM104 146H102V147H104ZM109 146H111L110 144H109ZM116 146V145H115ZM135 146V145H134ZM138 146V145H137ZM141 147H142V145H140ZM250 146V145H249ZM1 147V146H0ZM3 147H5V146H3ZM2 147V148H3ZM35 147H36V145H35ZM55 146H53V148H54ZM91 147V146H90ZM93 147H95V146H93ZM92 147V148H93ZM100 147V146H99ZM136 147V146H135ZM139 147V146H138ZM140 147V148H141ZM50 148V147H49ZM52 148V149H53ZM56 148V147H55ZM68 148H69V146H68ZM111 148H112V146H111ZM110 148V149H111ZM115 149H116V147H114ZM117 148H118V146H117ZM148 148V147H147ZM164 148V147H163ZM168 148H170V147H168ZM175 148V147H174ZM248 148V147H247ZM8 149V148H7ZM41 150H42V147L40 148ZM58 149V148H57ZM101 149V148H100ZM121 149H122V147H121ZM133 149H135V148H133ZM143 149V148H142ZM145 150H146V148H144ZM150 149V148H149ZM148 149V150H149ZM155 149H156V151H158L159 153L158 154H160L163 150H160V148H158V147H155ZM162 149V148H161ZM170 149H172V148H170ZM170 149H168V152H169V150ZM210 149V148H209ZM9 150V149H8ZM11 151H12V149H10ZM39 150V149H38ZM47 150V149H46ZM46 150H44V151H46ZM76 150V149H75ZM112 150V149H111ZM114 150V149H113ZM136 151H138L137 149H135ZM172 150H174V149H172ZM176 150V149H175ZM177 150H178V148H177ZM176 150V151H177ZM205 150H206V148H205ZM205 150H203V151H205ZM207 150H208V147H207ZM3 151H6V150H3ZM11 151H10V153H11ZM20 151H21V148H20ZM27 151V150H26ZM32 151H33V149H32ZM50 151H51V149H50ZM53 151V150H52ZM52 151H51V153H52ZM92 151V150H91ZM101 151V150H100ZM107 151V150H106ZM133 152H134V150H132ZM135 151V152H136ZM141 151V150H140ZM202 151V152H203ZM34 152V151H33ZM46 152H48V151H46ZM57 152V151H56ZM116 152V151H115ZM114 152V157L116 156L115 153ZM143 152V151H142ZM180 152V151H179ZM178 152V153H179ZM3 153V152H2ZM35 153H38V152H35ZM41 153H44V152H42L41 151ZM50 153V152H49ZM139 153V152H138ZM170 153V152H169ZM171 153H173V152H171ZM171 153L169 154V156L171 155ZM194 153V152H193ZM54 154H55V152H54ZM100 154V153H99ZM180 154V153H179ZM178 154V155H179ZM1 156H2V154H0ZM7 155H9V154H6V156ZM51 155V154H50ZM49 155V156H50ZM141 155V154H140ZM160 155H162V154H160ZM167 155L168 154H166V157H167ZM176 155V154H175ZM178 155H176L177 157H178ZM186 155V154H185ZM95 156H96V154H95ZM100 156V155H99ZM99 156H96L97 158L99 157ZM180 156H183V155H179V157ZM10 157V156H9ZM44 157H45V155H44ZM83 157V156H82ZM85 157H86V155H85ZM91 157V156H90ZM101 157H103V156H100L99 158H101ZM179 157H178V160H177V158L175 159L174 158V156H172V158H171V160H177V161H179L180 159H179ZM184 157V156H183ZM189 157H191V156H189ZM6 159L8 158V156L7 157H5ZM19 158V157H18ZM25 158V157H24ZM47 158V157H46ZM97 158H95V159H97ZM117 158V157H116ZM115 158V159H116ZM144 158V157H143ZM163 157L161 156V160H156L155 161V163L156 164H159V168L157 169L158 171H157V176H156V178H154V182L153 181H151V180H149V177H146L144 174H143V172L141 171V170H139V169H141V167H139V168H137V166H138V163H140V160H137L136 162H135V167L136 168H134V170H132V172L130 173V175H129V172L127 173L128 175L127 176H125V178H128V179H126V180H128L129 181V184L131 185V187H132V192H133V194H134V198H135V200H136V204L137 205H139L140 207H141V205L143 206V203H145V202H147L149 199H148V195L150 194V192L152 191L153 192V190L154 189H152V188H155V190L156 189H164V185L165 184H170V183H173V182H181V183H183V185H185V186H187V182H186V177L188 178V175H190L192 172H191V170L194 168L193 166V168H191V167H189L190 168V170H187V171H189L188 173H186L185 174V176H183L182 174H184L183 173V171H182V174H175V175H168L166 172H165V169H164V166H166V164H168L169 165V163L168 162H173V161H171V160H169L168 158H165L166 160H164V159H162ZM174 158V159H173ZM197 158H193V159H196V160H198ZM4 159V158H3ZM5 159V160H6ZM11 159V158H10ZM70 159H72V158H70ZM119 160H118V162H128V159L127 158H125V157H122V156H120V158H118ZM142 159V158H141ZM168 159V160H167ZM200 159V160H201ZM1 160V159H0ZM15 160V159H14ZM16 160H19V159H17L16 158ZM25 160H26V158H25ZM44 160V159H43ZM43 160H40L39 162H40V166H39V169H38V175L40 176V178L43 180V181H45V183H46V186H47V188H55L56 190H59V189H61V188H63V187H66L67 185L68 186H70L74 191H76V192H78V193H83L82 192V189H80V188H78V186H76V185H71V184H68L67 183V180H64V178H63V174L61 173V171H60V169H59V167L57 166V164L55 163V161L53 162L52 161V158H51V161L50 162H46V160L45 161H43ZM89 158L86 160V161H88L89 162ZM98 160H100V159H98ZM102 160V159H101ZM100 160V161H101ZM181 160H182V158H181ZM188 160H189V158H188ZM2 161V160H1ZM8 161V160H7ZM20 161V160H19ZM96 161V160H95ZM184 161V160H183ZM194 161V160H193ZM204 161V162H205ZM72 163H74L73 162V160L71 161ZM88 162H86L87 164H88ZM107 162V161H106ZM146 161H143V163H145ZM176 162V161H175ZM182 162V161H181ZM195 162V161H194ZM9 163V162H8ZM16 163H18V161L16 162ZM25 163V162H24ZM77 163H79V160L78 159H76L75 160V169L77 168V169H83L84 167L83 166H81V164H78L77 166H76V164ZM95 163V162H94ZM96 163H98L97 161H96ZM99 163H101V162H99ZM131 163V162H130ZM149 163V162H148ZM177 163V162H176ZM191 163V162H190ZM197 163V162H196ZM3 164V163H2ZM69 164H70V160H69ZM107 163H105V165H106ZM128 164V163H127ZM134 164V163H133ZM184 164V163H183ZM183 164H181L180 163V165H182L183 166ZM193 164V163H192ZM195 164V163H194ZM200 164V163H199ZM198 163H197V165H199ZM5 165V164H4ZM9 165V164H8ZM10 165H11V163H10ZM89 165V164H88ZM87 165V166H88ZM97 164H95V166H96ZM170 165H173L174 166V164H170ZM190 165V164H189ZM196 165V164H195ZM204 165H205V163L203 164V168H204ZM0 166H2V165H0ZM81 166V167H80ZM100 166H101V164H100ZM191 166V165H190ZM5 167V166H4ZM83 167V168H82ZM97 167H99V165L97 166ZM102 167V166H101ZM100 167V169H102ZM171 167V166H170ZM196 167V166H195ZM211 167V166H210ZM8 168H10V167H8ZM7 168V169H8ZM12 168V167H11ZM16 166H15V170H16ZM180 168V167H179ZM183 168V167H182ZM217 168H219V167H217ZM1 169V168H0ZM18 169V168H17ZM22 169H24V164H22ZM98 169V168H97ZM100 169H98V171L100 172ZM121 169V168H120ZM185 169H186V166H185ZM210 169V168H209ZM3 170V169H2ZM1 170V171H2ZM5 170V169H4ZM13 170H14V167H13ZM124 170V169H123ZM126 170V169H125ZM124 170V171H125ZM205 170H208V169H205ZM213 170H215V169H213ZM213 170H211L210 169V173L208 172V174H211L212 176H213V174L212 173H214V171ZM0 171V172H1ZM79 172H78V175H79V173H81V171L80 170H78ZM97 171V173H99ZM177 171V170H176ZM195 171H196V168H195ZM201 171V170H200ZM212 171V172H211ZM12 172V171H11ZM18 172H19V170H18ZM83 172V171H82ZM177 172H179V171H177ZM186 172V171H185ZM197 172V171H196ZM199 172V171H198ZM2 173V172H1ZM12 173H15V171L14 172H12ZM74 173V172H73ZM84 173V172H83ZM101 173H104V171L103 172H101ZM117 173V172H116ZM219 173V171H217V174ZM75 174V173H74ZM76 174H77V172H76ZM188 174V175H187ZM193 175H196L195 174V172L194 173H192ZM216 174V173H215ZM246 174V175H245ZM12 175V174H11ZM14 175V174H13ZM18 175H19V173H18ZM17 175V176H18ZM81 175H82V173H81ZM187 175V176H186ZM200 175H202L201 174V172H200ZM200 175L198 176L199 178H200V180L202 179L201 177H200ZM245 175V176H244ZM10 178H11V176L10 175H8ZM76 176V175H75ZM86 176V175H85ZM99 176V175H98ZM106 176H107V174H106ZM192 176V175H191ZM211 176V177H212ZM216 176V175H215ZM218 176V175H217ZM218 176V177H219ZM232 176V175H231ZM15 177V176H14ZM77 177V176H76ZM79 177H81L82 178V176H80L79 175ZM108 177V176H107ZM117 177V176H116ZM123 177V176H122ZM121 177V178H122ZM208 177H210V176H208ZM214 177V176H213ZM212 177V178H213ZM217 177V178H218ZM233 177H234V175H233ZM232 177V178H233ZM236 177V176H235ZM99 178H100V176H99ZM106 178V177H105ZM104 178V180L103 181H107V179H105ZM191 178V177H190ZM189 178V179H190ZM193 178H195V177H193ZM198 178V179H199ZM207 178V177H206ZM220 178V177H219ZM0 179H2L1 177H0ZM12 179V178H11ZM83 179V178H82ZM85 179L87 180V178L85 177ZM103 179V178H102ZM101 179V180H102ZM110 178H108V180H109ZM120 179V178H119ZM197 179V180H198ZM204 179V178H203ZM202 179V180H203ZM210 179V178H209ZM222 178H220V180H221ZM6 180V179H5ZM36 180V179H35ZM38 180H39V178H38ZM193 180V179H192ZM197 180H195V181H197ZM217 180H219V179H217ZM228 180V179H227ZM229 180H230V178H229ZM1 181V180H0ZM4 181V180H3ZM2 181V182H3ZM7 181H8V179H7ZM32 181V180H31ZM43 181H41V182H43ZM122 181V180H121ZM125 181V180H124ZM199 181V180H198ZM205 181V180H204ZM207 181H208V179H207ZM212 181H213V179H212ZM222 181V180H221ZM223 181H225V179L223 180ZM230 181H234V179L233 180H230ZM38 182V181H37ZM36 182V183H37ZM88 182V181H87ZM111 182H112V180H111ZM114 182V181H113ZM189 182V181H188ZM190 182H191V180H190ZM215 182V181H214ZM214 182H212V183H214ZM216 182H220V181H216ZM229 182V181H228ZM228 182H226V183H228ZM3 183H5V182H3ZM9 183V182H8ZM44 183V182H43ZM89 183V182H88ZM91 183V182H90ZM89 183V184H90ZM109 184H110V182H108ZM120 183V182H119ZM196 183H198V182H196ZM207 183V182H206ZM210 183H211V180H210ZM210 183H208L209 185H210ZM217 183V188H219L220 186H222V187H224V186H226V185H224V184H222V185H220L219 186V184ZM221 183V182H220ZM7 184V183H6ZM10 184V183H9ZM16 184V183H15ZM14 184V185H15ZM32 184V183H31ZM34 184H35V182H34ZM92 184V183H91ZM118 184V183H117ZM124 184V183H123ZM123 184H122V186H123ZM191 184V183H190ZM193 184H195V183H193ZM204 184V183H203ZM202 184V185H203ZM229 184V183H228ZM5 185V184H4ZM14 185H12L13 186V188H14V190H15V186ZM37 185V184H36ZM38 185H40V184H38ZM41 185H42V183H41ZM40 185V187H43V185L41 186ZM108 185V184H107ZM171 185V184H170ZM176 185H177V183H176ZM178 185H180L179 183H178ZM196 185V184H195ZM195 185H194V187H195ZM199 185V184H198ZM200 185H201V183H200ZM201 185V186H202ZM211 185H213V184H211ZM210 185V186H211ZM224 185V186H223ZM1 186H3V184L1 185ZM10 186V185H9ZM90 186H93V185H90ZM89 186V188H91ZM114 186V185H113ZM125 186V185H124ZM167 186V188H169V186L168 185H166ZM182 186V185H181ZM193 186V185H192ZM201 186H197V187H199L200 189H201ZM204 186V185H203ZM231 186V187H230ZM5 186H3V188H4ZM8 186H6V188H7ZM38 186H36V188H37ZM96 187H98V185L96 186ZM172 187V186H171ZM205 187H206V184H205ZM205 187H203V188H205ZM1 188V187H0ZM9 188V187H8ZM12 188V187H11ZM33 188V187H32ZM166 188V189H167ZM208 188H209V186H208ZM216 188V189H217ZM225 188V187H224ZM226 188V189H227ZM17 189V188H16ZM20 189V188H19ZM38 189V188H37ZM36 189V191H35V195H36V193L38 192V190ZM41 189V188H40ZM99 189V188H98ZM166 189H164V190H166ZM172 190H173V187L171 188ZM178 189V188H177ZM221 189V188H220ZM223 189V188H222ZM222 189L220 190V191H222ZM6 189H4V191H5ZM8 190V189H7ZM18 190V189H17ZM16 190V191H17ZM154 190V191H155ZM168 190H170V189H168ZM171 190V191H172ZM186 190H187V188H186ZM203 190V189H202ZM207 190V189H206ZM205 190V191H206ZM210 190V189H209ZM208 190V191H209ZM1 191H2V188H1ZM15 191V192H16ZM20 191V190H19ZM29 191V190H28ZM115 191V190H114ZM158 191V190H157ZM179 191V190H178ZM191 191V190H190ZM189 191V192H190ZM192 191H195L194 189L192 190ZM191 191V193H193V195H194V192H192ZM199 191V190H198ZM197 191V192H198ZM208 191L207 192H205V193H208ZM213 190H211V192H212ZM11 192H14V191H11ZM14 192V193H15ZM116 192H117V190H116ZM118 192H119V190H118ZM159 192V191H158ZM173 192V191H172ZM175 192H177L176 191V189H175ZM180 192V191H179ZM196 192V193H197ZM218 192V191H217ZM217 192H213L212 194H215V193H217ZM224 192H225V189H224ZM228 192V193H229ZM2 193V192H1ZM42 193H43V191H42ZM160 193V192H159ZM162 193V192H161ZM164 194L165 193H167V192H163ZM174 193V192H173ZM196 193H195V196H196ZM202 193H203V191H202ZM210 193V192H209ZM220 193V192H219ZM227 193V192H226ZM4 194V193H3ZM6 194V193H5ZM4 194V195H5ZM16 194V193H15ZM38 195H39V192L37 193ZM103 194V193H102ZM121 194V193H120ZM132 194V193H131ZM168 194V193H167ZM178 194V193H177ZM176 194V195H177ZM182 194V193H181ZM181 194H178V195H181ZM185 194H186V192H185ZM221 194V193H220ZM223 194V193H222ZM232 194H230L231 195V197H233L232 196ZM41 195V194H40ZM107 195V194H106ZM115 195V194H114ZM162 195V194H161ZM166 195V194H165ZM165 195H163V196H165ZM170 194H168V196H169ZM183 195H184V193H183ZM187 195H190V193L189 194H187ZM201 196H203L201 199H203L204 198V196H207V194H204V195H202V194H200ZM200 195H198V196H200ZM210 195H211V193H210ZM224 195H226V194H224ZM9 196V195H8ZM44 196V195H43ZM132 196V195H131ZM186 196V195H185ZM198 196H197V199H198ZM214 196V195H213ZM221 196V195H220ZM0 197H1V194H0ZM7 197V196H6ZM29 197V196H28ZM104 197V196H103ZM114 197H116V196H114ZM175 198L177 197V196H174ZM183 197V196H182ZM209 196H207V198H208ZM236 197V196H235ZM235 197H233V198H235ZM11 198H13V196L11 197ZM30 198V197H29ZM37 198V197H36ZM41 198V197H40ZM155 198V197H154ZM187 198V197H186ZM191 198V197H190ZM190 198H187L188 200L190 199ZM193 198V197H192ZM196 198V197H195ZM210 198V197H209ZM221 198V197H220ZM0 199H3L2 197L0 198ZM31 199V198H30ZM29 199V200H30ZM39 199V198H38ZM42 199V198H41ZM111 199V198H110ZM114 199V198H113ZM161 199V198H160ZM166 201H167V196H166ZM197 199H194V201L196 200L197 201ZM200 199V200H201ZM238 199H239V196H238ZM16 200V199H15ZM28 200V199H27ZM44 200V199H43ZM105 200V199H104ZM107 200V199H106ZM116 200V199H115ZM124 200V199H123ZM156 200V199H155ZM173 200V199H172ZM178 200H182V198L180 197V199L178 198ZM191 200V199H190ZM189 200V201H190ZM6 201V200H5ZM12 201V200H11ZM14 201V200H13ZM158 201V203L160 202L159 201V199L157 200ZM170 201V200H169ZM193 201V200H192ZM204 201H206L205 200V198H204ZM235 201V200H234ZM239 201V200H238ZM241 201H242V199H241ZM4 202V201H3ZM3 202H1V203H3ZM21 202V201H20ZM20 202H19V204H20ZM41 202V201H40ZM62 202H63V205L67 208V209H69V210H71V211H76V210H78V201H76V200H71V199H69V198H67V199H63L62 200ZM149 202H151V201H148V203ZM153 202V201H152ZM162 202H163V199H162ZM191 202V201H190ZM199 202H201V201H199ZM199 202H196V204L197 203H199ZM224 202V201H223ZM38 203V202H37ZM42 203V202H41ZM109 203H110V201H109ZM112 203V202H111ZM114 204H115V202H113ZM121 203H123V202H121ZM157 203V204H158ZM169 203V202H168ZM175 203V202H174ZM185 203V202H184ZM214 203V202H213ZM235 203H236V201H235ZM238 203V202H237ZM10 204V203H9ZM8 204V205H9ZM19 204H18V206H19ZM105 204V203H104ZM103 204V205H104ZM153 204H154V202H153ZM156 204V203H155ZM167 203H165V205H166ZM183 204V203H182ZM192 204V203H191ZM194 204V203H193ZM196 204H194V205H196ZM228 204V203H227ZM232 205H233V203H231ZM230 204V205H231ZM1 205V204H0ZM5 205H6V203H5ZM4 205V206H5ZM22 205H23V202H22ZM37 205V204H36ZM41 205V204H40ZM112 204H110V206L109 207H112L111 206ZM122 205H124V204H122ZM121 205V206H122ZM137 205H136V207H137ZM145 205V204H144ZM148 205V204H147ZM159 205V204H158ZM199 205V204H198ZM207 205V204H206ZM235 206H236V204H234ZM234 205L233 206H231L232 208L234 207ZM240 205V204H239ZM43 206V208H44V205H42ZM63 206V207H64ZM101 206H102V204H101ZM183 206V205H182ZM189 205L187 204V206H183L184 207V209L186 208V207H188ZM209 206V205H208ZM9 207V206H8ZM20 207V206H19ZM35 207V206H34ZM33 207V208H34ZM38 207H39V205H38ZM104 207V206H103ZM120 207V206H119ZM126 207V206H125ZM125 207H124V209H125ZM140 207H139V210H140ZM145 207V206H144ZM178 207V206H177ZM231 207H230V210H231ZM236 207H238V205L236 206ZM235 207V208H236ZM1 208V207H0ZM61 208V207H60ZM114 208V207H113ZM112 208V209H113ZM121 208V207H120ZM134 208H135V205H134ZM138 208V207H137ZM149 208V207H148ZM150 208H152L151 206H150ZM168 207H166V209H165V211H167L168 209H167ZM170 208H171V206H170ZM213 208V207H212ZM227 208V207H226ZM245 208V207H244ZM244 208H242V210L244 209ZM3 209V208H2ZM6 209V208H5ZM9 209V208H8ZM8 209H6V210H8ZM62 209V208H61ZM102 209V208H101ZM107 208H105V210H106ZM176 209V208H175ZM181 210H182V208H180ZM208 209H210V208H208ZM237 209V208H236ZM235 209V210H236ZM13 210V209H12ZM34 210H35V208H34ZM37 210V209H36ZM60 210V209H59ZM104 210V209H103ZM105 210L103 211V212H105ZM114 210V209H113ZM112 210V211H113ZM116 210V209H115ZM121 210V209H120ZM163 210H164V206H163ZM189 210V209H188ZM194 210V211H193ZM217 210V209H216ZM234 210V211H235ZM19 211L20 210H18L17 212L19 213ZM41 210L39 209V212H40ZM101 211V210H100ZM130 211H131V209H130ZM132 211H135L134 209L132 210ZM147 211V210H146ZM148 211H150V210H148ZM147 211V212H148ZM153 211H155L154 209H153ZM153 211H150V212H153ZM160 212H161V210H159ZM220 211V210H219ZM225 211V210H224ZM223 211V212H224ZM233 211V210H232ZM42 212V211H41ZM63 212V211H62ZM110 212V211H109ZM117 213H118V211H116ZM115 212V213H116ZM120 213L121 212H123V210L122 211H119ZM140 212H142L141 210H140ZM156 212V211H155ZM160 212H158L157 213V215L158 216H163ZM244 212V211H243ZM52 213V212H51ZM71 213V212H70ZM111 213H113V212H111ZM116 213V214H117ZM143 213V212H142ZM149 213V212H148ZM176 213V214H175ZM231 212H229V214H230ZM37 214V213H36ZM39 215H40V213H38ZM65 214V213H64ZM103 214V213H102ZM123 215H124V213H122ZM121 214V215H122ZM134 214V213H133ZM137 214V213H136ZM144 214V213H143ZM243 214V213H242ZM246 214V215H247ZM17 215V214H16ZM100 215V214H99ZM113 215H115V214H113ZM118 215H120L119 213H118ZM120 215V217H122ZM127 215V214H126ZM125 215V216H126ZM140 215V214H139ZM145 215V214H144ZM5 216V215H4ZM65 216H67L66 214H65ZM117 216V215H116ZM131 216H132V213H131ZM178 216V215H177ZM181 216V214L179 215V217ZM183 216H185V215H183ZM183 216H182V218H183ZM242 216V215H241ZM12 217H14V216H12ZM19 217V216H18ZM98 217V216H97ZM120 217H117V218H119L120 219ZM133 217V216H132ZM178 217V218H179ZM29 218V217H28ZM124 219H126L125 217H123ZM122 218V219H123ZM128 218V217H127ZM135 218V217H134ZM142 218H144V220H149V219H145L146 217H142ZM142 218H140L139 217V219H141V222L139 221H137V220H135V219H132V224L131 225H135L136 227H138V228H141V226L142 225H144L143 223H144V221H142ZM181 218V219H182ZM185 218V217H184ZM186 218H188L189 219V215H187L186 214ZM245 218V217H244ZM27 219V218H26ZM25 219V220H26ZM36 219V218H35ZM122 219H120V224L121 225H123V223L121 222V220ZM138 219V218H137ZM179 220V221H182L183 222V220ZM0 220H2V219H0ZM7 220H11V219H7ZM24 220V221H25ZM128 220H130V219H128ZM153 220V219H152ZM155 220V219H154ZM185 220V219H184ZM3 221V220H2ZM19 221V220H18ZM98 221V220H97ZM96 221V222H97ZM107 221V220H106ZM126 221V220H125ZM150 221V220H149ZM158 221V220H157ZM156 221V222H157ZM178 221V222H179ZM189 221V220H188ZM21 222V221H20ZM35 222V221H34ZM38 222V221H37ZM56 222V221H55ZM62 222V221H61ZM94 222V221H93ZM95 222V223H96ZM100 222V221H99ZM143 222V223H142ZM146 222H148V221H146ZM146 222H145V224H146ZM153 221H151L150 223H149V225L152 223ZM155 222V221H154ZM186 222V221H185ZM33 223V222H32ZM63 223V222H62ZM68 223V222H67ZM74 223V222H73ZM90 223V222H89ZM92 223V222H91ZM94 223V224H95ZM101 223H102V220H101ZM106 226H112V228L111 229H113V231L112 232H116V231H118L119 230V228H118V230H116L115 228H113V223L112 224H109V222H103ZM181 223V222H180ZM180 223H176V224H180ZM11 224H12V222H11ZM25 224H26V222H25ZM25 224H23V226L25 225ZM39 224H40V222H39ZM49 224V223H48ZM51 224L53 225L54 223L53 222H51ZM98 224V223H97ZM116 224H117V221H116ZM182 224V227H183V225H185V223H181ZM187 225H189V223H186ZM240 224V225H239ZM248 224V225H247ZM9 225H10V223H9ZM15 225H17V224H15ZM27 225V224H26ZM28 225H29V223H28ZM36 225V224H35ZM38 225V224H37ZM82 225H84V224H82ZM102 225V224H101ZM160 225V224H159ZM71 226V225H70ZM73 226V225H72ZM77 226V225H76ZM126 226V225H125ZM134 226V227H135ZM148 226V225H147ZM147 226H144V227H147ZM177 226V225H176ZM1 227H3V226H1ZM9 227V226H8ZM33 227V226H32ZM49 227H50V225H49ZM60 227V226H59ZM58 227V228H59ZM68 227V226H67ZM99 227H101V226H99ZM127 227V226H126ZM133 227V228H134ZM153 227V226H152ZM160 227V226H159ZM170 227V228H169ZM185 228H186V225L184 226ZM241 227H243V229H241ZM5 228H7V227H5ZM10 228H11V226H10ZM20 228V227H19ZM22 228V227H21ZM20 228V229H21ZM27 228V227H26ZM28 228H29V226H28ZM36 228V227H35ZM42 228V227H41ZM46 228H48V227H46ZM51 228H52V226H51ZM51 228H50V230H51ZM56 227H54V229H55ZM61 228V227H60ZM73 228V229H72ZM79 228V227H78ZM77 228V229H78ZM102 228H104L103 226H102ZM129 228H130V224H129ZM157 228V227H156ZM163 228V229H162ZM180 228V227H179ZM20 229H19V231H20ZM23 229V228H22ZM21 229V230H22ZM33 229V228H32ZM65 229V228H64ZM69 229H70V227H69ZM71 229L72 230H74L75 228H74V226L73 227H71ZM85 229H87V228H85ZM115 229V230H114ZM121 229H123L122 227H121ZM128 229V228H127ZM151 229V228H150ZM184 229V228H183ZM182 229V230H183ZM241 229V230H240ZM4 230V229H3ZM28 230V229H27ZM30 230V229H29ZM34 230V229H33ZM40 230V229H39ZM38 230V231H39ZM47 230V229H46ZM48 230H49V228H48ZM62 230H63V227H62ZM83 230V229H82ZM96 230V229H95ZM105 230H107V229H105ZM130 230H131V228H130ZM129 230V231H130ZM143 230V229H142ZM153 230V229H152ZM154 230H157L158 231V229H154ZM185 230V229H184ZM243 230V231H242ZM17 231V230H16ZM24 231H26V229L24 230ZM24 231H22V232H24ZM31 231V230H30ZM29 231V232H30ZM35 231V230H34ZM41 231V230H40ZM68 231V230H67ZM104 231V230H103ZM123 231V230H122ZM128 231V232H129ZM135 231H137V229L135 230L134 229V232ZM181 231V230H180ZM188 232L189 230H185L184 231V234H185V232ZM7 232V231H6ZM42 232V231H41ZM55 232V231H54ZM80 232V231H79ZM89 232L91 233L92 231H90L89 230ZM96 232V231H95ZM106 232V231H105ZM131 232H132V230H131ZM150 232V231H149ZM37 234V233H35V232H32V234ZM70 234H73V237H75V236H77L76 235V233L74 234L73 232L71 233V231L69 232ZM97 233V232H96ZM100 233V232H99ZM111 233V232H110ZM124 233V232H123ZM130 233V232H129ZM140 233V232H139ZM5 234V233H4ZM12 234H13V232H12ZM25 234H28V233H25ZM29 234H31V233H29ZM39 234V233H38ZM45 234V233H44ZM53 234V233H52ZM55 234V233H54ZM101 234V233H100ZM99 234V235H100ZM107 234V233H106ZM131 234V233H130ZM134 234H137L138 236H139V234L138 233H134ZM2 235V234H1ZM8 235V234H7ZM11 235V234H10ZM19 235V234H18ZM40 235V234H39ZM41 235H43V234H41ZM75 235V236H74ZM85 235H86V233L84 234V237L83 238H85ZM96 235V234H95ZM113 235V234H112ZM118 235H121V234H119L118 233ZM20 236V235H19ZM18 236V237H19ZM21 236H23V235H21ZM51 237H53L52 235H50ZM64 236V235H63ZM72 236V235H71ZM81 236V235H80ZM79 236V237H80ZM83 236V235H82ZM97 236H98V234H97ZM111 236V235H110ZM109 236V237H110ZM117 236V234L114 236V237H116ZM138 236H137V238H138ZM140 236H142V235H140ZM1 238L3 237V236H0ZM35 237H38V235L37 236H34V239H35ZM78 237V236H77ZM93 237V236H92ZM102 237H103V235H102ZM113 236L111 237V238H114ZM125 237V236H124ZM143 237V236H142ZM141 237V238H142ZM4 238V237H3ZM5 238H6V236H5ZM11 238V237H10ZM29 238H30V236H29ZM48 238H49V236H48ZM54 238V237H53ZM82 238V239H83ZM100 238V237H99ZM108 238V237H107ZM135 238V237H134ZM140 238V237H139ZM144 238V237H143ZM12 239V238H11ZM40 239V238H39ZM78 239V238H77ZM86 239H87V235H86ZM97 239H98V237H97ZM114 239H116V238H114ZM125 239V238H124ZM127 239V238H126ZM129 239V238H128ZM127 239V240H128ZM132 239V238H131ZM136 239V238H135ZM24 240V239H23ZM42 240V239H41ZM46 240V239H45ZM51 240V242L53 241L52 239H50ZM63 239H61V241H62ZM72 240V239H71ZM87 240H89V239H87ZM96 240V239H95ZM100 239H98L97 241H99ZM105 240H107V239H105ZM137 240H139V239H137ZM144 240V239H143ZM147 240V239H146ZM145 240V241H146ZM7 241V240H6ZM28 241H30V240H28ZM35 241V240H34ZM47 241V240H46ZM56 241V240H55ZM69 240H67V242H68ZM78 241V240H77ZM80 241V240H79ZM82 241H84V240H82ZM97 241H95V243L97 242ZM101 241V240H100ZM130 241V240H129ZM134 240H132V242H133ZM39 242H41L40 240H39ZM72 242V241H71ZM85 242V241H84ZM102 242V241H101ZM111 242V241H110ZM109 242V243H110ZM127 242V241H126ZM144 242V241H143ZM27 243H29V242H27ZM33 243V242H32ZM31 243V244H32ZM36 243V242H35ZM53 243H55L54 241H53ZM66 243V241L64 242V244ZM75 243H76V239H75ZM75 243H73V244H75ZM88 243V242H87ZM94 243V244H95ZM121 243V242H120ZM136 243V242H135ZM141 243H142V240H141ZM147 242H145L144 244H146ZM147 243V244H148ZM43 244V243H42ZM41 244V245H42ZM63 244V245H64ZM78 244V243H77ZM91 244V243H90ZM90 244H87V245H90ZM134 244V243H133ZM2 245V244H1ZM12 245V244H11ZM17 245V244H16ZM56 245V244H55ZM53 246L54 248H56V246ZM72 245V244H71ZM84 245H85V243H84ZM99 245V244H98ZM121 245V244H120ZM234 245H236L237 246V251H235V249H233L234 247ZM10 246V245H9ZM72 246H75V245H72ZM81 246H83V244H82V242H81ZM94 246V245H93ZM97 246V245H96ZM102 246V245H101ZM110 246V245H109ZM196 246H198V245H196ZM8 247V246H7ZM11 247V246H10ZM19 247V246H18ZM49 247H51V246H49ZM49 247H48V250H49ZM58 247L60 248V246L58 245ZM65 247H67V246H65ZM103 247H104V244H103ZM106 247H108V246H106ZM105 247V248H106ZM144 247H145V245H144ZM263 247V246H262ZM76 248H78L77 246H76ZM86 248V247H85ZM94 248H95V246H94ZM113 248V247H112ZM111 248V249H112ZM115 248V247H114ZM118 248H120L119 246H118ZM126 248V247H125ZM1 249V248H0ZM24 249V248H23ZM25 249H26V247H25ZM28 249V248H27ZM46 250H47V248H45ZM78 249H80V248H78ZM82 249V248H81ZM80 249V250H81ZM87 249V248H86ZM86 249H85V251H86ZM98 249V248H97ZM110 249V248H109ZM110 249V250H111ZM121 249V248H120ZM120 249H118V250H120ZM143 249V250H142ZM200 249V248H199ZM263 249V248H262ZM11 250H12V248H11ZM20 250V249H19ZM38 250V249H37ZM42 250H43V248H42ZM41 250V251H42ZM52 250V249H51ZM65 250H67V249H65ZM83 251H84V248L82 249ZM88 250V249H87ZM92 250H94V249H92ZM123 250V249H122ZM125 250V249H124ZM124 250H123V252H124ZM152 250V249H151ZM192 250H194V249H192ZM195 250H198V249H196V247H195ZM14 251H16V250H14ZM31 251V250H30ZM50 251V250H49ZM53 251V250H52ZM63 251V250H62ZM76 251H78V250H76ZM116 251V250H115ZM126 251V250H125ZM261 251V250H260ZM4 252V251H3ZM24 252H26V251H24ZM29 252V251H28ZM35 252H38V251H35ZM34 252V253H35ZM44 253H45V251H43ZM54 252V251H53ZM74 252V251H73ZM114 253L113 252V250L112 251H110L109 253ZM119 252V251H118ZM122 252V253H123ZM264 252V251H263ZM17 253H19V252H17ZM22 252H20V254H21ZM31 253V252H30ZM52 253V252H51ZM50 253V254H51ZM54 253H56V252H54ZM53 253V254H54ZM69 253H71V252H69ZM120 253V252H119ZM118 253V254H119ZM193 253V252H192ZM1 254V253H0ZM6 254V253H5ZM8 254H9V252H8ZM16 254V253H15ZM29 254V253H28ZM47 254V253H46ZM57 254V253H56ZM72 254H76V252H74V253H72ZM100 254V253H99ZM105 254V253H104ZM3 255V254H2ZM32 255H34V254H32ZM42 255V254H41ZM71 255V254H70ZM89 255H90V253H89ZM107 255V254H106ZM106 255H104V256H106ZM195 255V254H194ZM5 256V255H4ZM18 256V255H17ZM49 256V255H48ZM60 256H61V254H60ZM77 256H78V254H77ZM83 256V255H82ZM96 256V255H95ZM101 256V255H100ZM121 256H124V255H121ZM19 257H21V256H19ZM47 257V256H46ZM59 257V256H58ZM58 257H57V259H58ZM99 257V256H98ZM97 257V258H98ZM117 257H120V255L119 256H117ZM195 257V256H194ZM34 258H35V256H34ZM41 258V257H40ZM50 258V257H49ZM54 258V257H53ZM68 258V257H67ZM71 258V257H70ZM80 258V257H79ZM97 258L95 257V259L97 260ZM102 258V257H101ZM100 258V259H101ZM106 258V257H105ZM133 258H135V257H133ZM135 258V259H136ZM141 258H140V260H141ZM191 258V257H190ZM1 259H3V258H1ZM19 260H20V258H18ZM27 259H28V255H27ZM33 259V258H32ZM41 259H44V256L41 258ZM72 259V258H71ZM94 259V260H95ZM99 259V260H100ZM160 259V260H161ZM11 260H12V258H11ZM16 260H17V258H16ZM26 260V259H25ZM24 260V261H25ZM30 260V259H29ZM28 260V261H29ZM102 260H103V258H102ZM124 260V259H123ZM149 260H152V259H149ZM191 260V259H190ZM6 261V260H5ZM18 261V260H17ZM16 261V262H17ZM34 261V260H33ZM60 261V260H59ZM62 261V260H61ZM87 261V260H86ZM85 261V262H86ZM124 261H127V260H124ZM144 261H146V260H144ZM144 261H143V263H144ZM170 261H172V260H170ZM175 261V260H174ZM184 261H186V263H184ZM92 262V261H91ZM94 262V261H93ZM95 262H97V261H95ZM122 262V261H121ZM130 262V261H129ZM136 262V261H135ZM153 262V261H152ZM151 261H150V263H152ZM11 263H13V262H11ZM38 263H40V262H38ZM82 263V262H81ZM83 263H84V261H83ZM102 264H103V261L101 262ZM133 263V262H132ZM131 263V264H132ZM142 263V264H143ZM155 263V262H154ZM165 263V262H164ZM198 263V262H197ZM4 264V263H3ZM6 264V263H5ZM8 264V263H7ZM10 264V263H9ZM13 264H15V263H13ZM52 264V263H51ZM60 264V263H59ZM97 264V263H96ZM107 264V263H106ZM118 264V263H117ZM119 264H122V263H119ZM137 264V263H136Z\"/></svg>","mask_w":264,"mask_h":264}]
</instances>
